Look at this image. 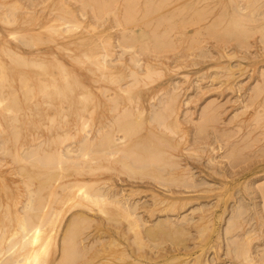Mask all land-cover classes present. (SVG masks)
Wrapping results in <instances>:
<instances>
[{"label": "bare ground", "instance_id": "bare-ground-1", "mask_svg": "<svg viewBox=\"0 0 264 264\" xmlns=\"http://www.w3.org/2000/svg\"><path fill=\"white\" fill-rule=\"evenodd\" d=\"M4 1V0H3ZM32 1V0H31ZM39 1V0H38ZM38 1H36V2H38ZM58 1V0H57ZM65 1H67V0H65ZM71 1V0H70ZM69 1V2H70ZM73 1V0H72ZM79 1V0H78ZM92 1V0H91ZM97 1V0H96ZM101 1H103V2H100V0H98L97 2L100 4V5H98V3L96 2L95 3V1L93 2L94 3V6H95V8L93 7V4H91L90 2H89V0H85V1H83L82 0V2L84 3V5L86 4V6H88V7H91V8H93L92 10L93 11H91L92 13V15L94 16H92L93 18H97V20L100 18V17H102L103 16V12L104 11H106V9H108V7H110V5H109V3H110V1L111 0H101ZM106 1V2H105ZM108 1V2H107ZM139 1H141V0H139ZM136 2V0H123V4L126 2V6L125 5H122V6H124V10H123V12H121L122 10H120V12L122 13V15H120V12L118 13V12H116V11H113V10H111V11H113V12H116V13H118L117 15H114L115 13H111L113 16H114V23L113 24H115L116 25V27H119V26H122L121 28L122 29H120V31L122 30L123 31V33L122 34H125V33H127L128 31H130V34H131V31H132V35H130V34H127V35H115V36H110V37H103V34L101 33V32H99V33H101L102 34V36L101 35H98L99 37H96L97 39V42L98 43H96L97 45H96V48H95V46L94 47H92V48H88L86 51H84V52H82L81 54H77L76 52L74 53L73 51H74V49H77L78 48V46H76V48H75V46L74 45H81V43H83L84 42V40H87V38L88 37H85V35L84 36H74V34H73V37H74V39L73 40H70V42H68L70 45H71V43H72V45L74 46V48L73 49H67L68 51H70V53L69 54H67L66 53V55H68V57L70 58V60L73 62V63H75V64H81V63H83L85 60H84V58L86 59V60H88V61H90L92 64H93V66H95V67H88L87 69H89V71H90V73H95V71L96 72H98V74H97V77L95 78V80L93 79V81L94 82H96V83H98V81L100 82V84L99 85H97V87H96V89L98 90V91H103V95H104V98L106 99V100H104L105 101V109H104V111H103V113H102V115L100 116V120H99V127L97 128V130L96 131H94V129L95 128H93V131L91 130L92 128V126H95L94 125V122H93V125L91 126V124H92V118H91V116L88 114V116H86V117H82V115H81V113H82V110L84 109L85 110V108H83V105H85V103H86V101H87V99L88 100H90V101H87V102H90V104H92L93 102V100L95 99L93 96H90V94H92V87H91V89L87 86V85H85V84H81L82 82H79V79L77 80V78H76V76L74 77V75H73V73H72V68H74V66L71 68V67H68L67 65H65V64H63L62 63V60H59V59H57L56 57H55V55H53V56H51V58H49L46 54H43V52H40V51H38V52H33V53H31L32 54V56H28L29 58H27V56H25L24 54H22L21 52H20V50H18L17 51V49L15 50V49H12L11 48V51L13 50L14 52H15V55H16V57L17 58H22L23 60H25V61H27V60H31L30 62L29 61H27L28 63H35V65H37V67H36V69L37 68H39V69H41L42 71L40 72V74L39 75H41L40 77H42V78H39V80H38V78H37V82H38V84H39V91L38 90H36V92L38 93H36V95H34V94H32V99L30 100L31 102H33V103H31V102H29V103H31L32 105H33V108L35 109L34 111H35V113L36 114H38V116H35V118H34V120L36 121V117H37V119L38 120H41V121H45V120H48V122L49 123H51V124H46V126H47V128H49L48 129V132H47V134H45L43 131L42 132H40L39 131V133H37V131H36V136H35V138L36 139H40V140H48V141H50L52 144H50V145H48V144H45L44 146H43V142H36L35 140H31V138L30 139H28V137H30L31 136V133H29L28 132V130L26 131V133H25V129H24V131L22 132V134L20 133H14V132H16L15 130L16 129H14V132H13V134H16L15 136L17 137L18 136V134H19V136L21 135L22 136V139L20 138V141H18L17 140V138H16V140L18 141L17 142V144L15 145V143H13V141L15 140L14 138H15V136L14 135H12V137H13V139H12V137H10V135L9 136H7L8 138V140L5 138H3V140H0V154H1V152H3V154H5V153H8V154H10L9 156L13 159V160H18L19 162H20V164H22V167H23V169H29V171L31 170V172L33 173V174H38V177L36 178V177H34L35 179H38V178H40V180H36L37 182H38V184L36 185V188H32V187H30L29 186V184L28 183H32L31 185H34V180L35 179H33L32 177H33V175L32 174H30V173H28V175L26 176V174L24 175V176H26V177H24V180L22 179L23 178V174H18V176L20 175V176H22V178H20V180L22 179L23 180V182H21V183H27V185L30 187V188H32V189H30V188H28V190H27V188H25V190H27V194H26V199H24L25 201H23V202H21V203H23V204H21L20 206L21 207H17V205H16V207L17 208H15L14 210H12V207H13V205L10 203V201L11 200H15L14 199V197H11V196H9V202L8 203H4V202H1L0 201V210L2 211L1 212V214H2V217L3 216H5L9 221H11L12 222V220H15V222L17 221V226H15V225H13V224H11V223H9V224H11L10 225V227H8L7 225H6V228L4 229V228H2V226L0 227V264H47L48 262L50 263V260L48 259V255L50 254V252H51V250L54 248V247H57V244L58 243H60V248H61V256H60V258H59V262H58V264H75V262H76V260H75V258H77V256L78 255H82L83 254V252H84V249L85 248H83V246H82V248L81 247H79V239L77 238L78 236H79V233L81 232V227H86L87 228V226L88 225H90V224H93V222L95 221V218L93 217V216H97V215H100V217L102 216V217H104V219H106L108 222H107V224H109L110 222H111V224H112V226L114 227V229H115V231L117 232V234L118 235H120V236H122V238L123 237H126V238H128L129 240H130V237H128L127 235L128 234H130V233H132V235H133V237L134 236H143V235H148V236H150V235H153L154 233H156L157 232V228H161V230H162V232L164 233L165 231H169V232H171V233H175V232H177V231H181V232H187V234L189 233H191V231H190V229H188V228H190V227H193V228H195V231H196V233H197V239H198V241H203V242H205V240H206V238H207V233H208V231L210 230V229H212L211 227V225H212V218H213V213L215 212L214 210H213V208H216L217 206L216 205H212V206H207V205H205V206H203L202 204H197L198 206H194V207H196V208H194V207H192L191 209H192V215L194 214V218H191V216L189 215V218H188V215H187V213L185 214L184 212L183 213H181V210L183 211L187 206H189L190 204H188V203H191V201L189 202V199H190V197H192V198H198V197H202V195L201 194H196V193H198L199 192V190L200 189H198L202 184H204L205 182H199L198 181V177L196 178V174H195V172L193 171V169L191 168V166H188V162H190L189 161V159H188V155H186V154H188L189 153V151L190 152H192L193 150H195V152L196 151H201V149H202V151L204 152V151H207L206 150V147H204L205 145H208V146H210L211 148V150H209V154H210V158H208V162L207 163H209V162H211V163H213V165L211 166L210 165V167H216L217 165H218V163H216L215 161H216V159H217V157H218V155H216V152H218L219 151V148H221L222 146H220L221 144H220V141H219V139L218 140H216V141H219V146H217V147H215L214 148V146L212 147V145H211V142H209V141H206L207 140V138H208V136H209V138L211 137V135L213 136V134H207L208 136L206 137V135L205 136H203L202 134H205V132L207 131V129H208V127L211 125V121L212 120H214L213 118H214V116L216 115V113L219 111L218 110V108L220 107L219 105H220V103H219V105L217 104V106H213V104L215 105V103L214 102H216V100H217V98L215 99V98H213V99H215V101L214 100H212L213 102H208V104L206 103V105L205 104H203V105H205V106H207L206 108H203L202 110H201V113H200V118L201 119H198V120H195L193 117V112L191 113V111H190V109H187V110H183L182 112H184L183 113V115H184V117H185V119L186 120H189V121H191V122H194L195 123V125L194 126H196V128H197V135L196 136H194L192 139H187V134H188V128H186V127H183V122H181V119H182V117L181 116H179V112H178V107H177V103H178V101L179 100H177V99H180V97L182 96L181 94L183 93L182 91L183 90H185V89H187L188 91L189 90H191L192 89V86L193 85H197L195 88H197V91H198V87L200 86V81L201 80H203V72L200 74V75H198L197 74V76L195 77V76H193V78H192V75H191V77L190 78H188L189 76L187 75V74H182L183 76H181L182 78H180L179 80L178 79H173L172 81H171V83L169 84L170 86H169V88L167 87V88H161L162 87V85H161V87L160 88H158L157 89V91L156 92H158L157 93V96L159 95H161V94H159V92H161L162 93V95L160 96L161 98H159V99H157L156 97V103H154V101L152 100H149L148 102L150 103L149 105H145V103H143V98H144V95L142 96V97H140L139 95H140V93H139V95H137V92L135 91V90H139V87L143 84V86H147V85H150L151 86V84H153L155 81H158L159 80V78L160 77H162L163 78V73L162 72H164L162 69H160V65H163V66H166V65H164V63H163V56H165V55H162V53H160L161 55H158V54H156V55H154L153 56V58H151V57H147L146 59H144V58H140V57H142V55H143V53H146V52H157L158 53V51H163V50H161V48L159 49V50H156L158 47H164L163 49H165L166 47H167V45L168 44H166V39L168 38V36H167V38H166V36H165V32H161V33H156L155 31L154 32H152V37L151 38H148V40H146V42L144 41V44H143V48H142V45L141 46H138V44H141V43H143V42H140V41H142V38L144 39L145 37H144V33L142 32V31H136L135 33H137V34H133V31H135V30H131L130 29V26H128V25H126V24H128L129 23V25L132 23H134L133 25H131L132 27L133 26H135L136 27V25H146L147 24V22L148 21H150L149 19H147V17H149V16H147L146 17V14H149L150 13V11H151V9H152V12L154 11V12H156L155 10H154V8L155 7H158L159 5H161L160 4V2L159 1H157V2H159V4L157 5V6H155L154 4V6L153 5H150V2L151 1H146V3L148 4L149 3V5H147L145 2H143L142 1V3H145L146 4V6H145V8H142L143 7V5H140L141 3L140 2ZM155 1V0H154ZM162 1H165V0H162ZM167 1V0H166ZM165 1V2H166ZM177 1V0H176ZM189 1V0H188ZM200 1L201 0H193V1H191L190 2V4L191 5H189L188 3L189 2H187L186 4H188L190 7L192 6V4H196L197 2H199V4H200ZM214 1V0H213ZM216 1V0H215ZM231 1L233 2V0H230V4H231ZM238 2L239 3V1H237V0H234V2ZM245 1V2H244ZM254 0H243V1H240V2H244V3H239V6H240V8L238 7L237 9H240V10H242V11H240V10H237L238 12H240V13H236L237 11H236V9H235V11L236 12H234V10H233V14L232 15H230V12H229V15H228V13L227 12H225L224 11V9H223V14H224V12L226 13V15H228V17H230V19L228 18V21L231 23L230 25H232V23H234V26L236 25L237 27H238V25H239V27L241 28V26H240V24L241 25H245L246 24V22L244 21V20H250V21H252V16H251V18H249V16H250V14H255V11L254 10H256V8H255V3L257 2L256 0V2L254 3L253 2ZM261 1V0H260ZM28 2H29V0H28ZM33 2V1H32ZM40 2V1H39ZM41 2H42V0H41ZM60 2H61V0H60ZM75 2V1H74ZM105 2V3H104ZM112 2V1H111ZM164 2V3H165ZM203 1H201V3H202ZM217 2V1H216ZM233 2V4H236V2L234 3ZM258 2H259V0H258ZM53 3V2H52ZM62 3H66V2H62ZM81 3V2H80ZM113 3H115L114 1H113ZM113 3H111V4H113ZM137 3H140V4H138V5H140V6H142L141 7V9L139 10V11H137V12H140V13H138L137 14V12H136V9H137V7H136V4ZM170 3V2H169ZM168 3V4H169ZM184 3V2H183ZM259 3H262V2H259ZM257 4V5H259L260 7H261V5L260 4ZM263 3H264V1H263ZM25 4V3H24ZM24 4H23V6H24ZM28 4V3H27ZM27 4H25V5H27ZM34 4H38V3H33V5ZM97 4V5H96ZM103 4H104V6H103ZM106 4H108L107 5V7H106ZM119 4V3H118ZM122 4V3H121ZM152 4V3H151ZM208 4H210V3H208ZM215 4V3H214ZM217 4H219V2L217 3ZM67 5V4H66ZM162 5H164V4H162ZM166 5V4H165ZM175 5V4H174ZM183 5V4H182ZM216 5V4H215ZM214 5V6H215ZM3 6V5H2ZM4 6H5V4H4ZM3 6V7H4ZM29 8L31 7L30 6V3L27 5ZM40 6H41V4H40ZM45 6V5H44ZM68 6V5H67ZM67 6H66V8H67ZM82 6V5H81ZM96 6L98 7V8H96ZM173 6V5H172ZM187 6V5H186ZM185 6V7H186ZM202 6V5H201ZM204 6V5H203ZM202 6V7H203ZM205 6H207V5H205ZM213 6V7H214ZM226 6H228V5H226ZM235 6V5H234ZM238 6V5H237ZM257 7V9L258 8H260V7ZM262 6H263V4H262ZM2 7V8H3ZM26 7V6H25ZM26 8V9H29V8ZM34 7V6H33ZM48 7V6H47ZM60 7H62V4H61V6ZM64 7V6H63ZM62 7V9L64 10L65 9V7L63 8ZM83 7V6H82ZM161 7V6H160ZM184 7V6H183ZM211 7V6H210ZM223 7H225V6H223ZM23 8V7H22ZM35 8H36V5H35ZM34 8V9H35ZM38 8V7H37ZM36 8V9H37ZM70 8V7H69ZM78 9H79V7H77ZM138 8H140V7H138ZM163 8V7H162ZM162 8H160V9H162ZM196 8V7H195ZM204 8V7H203ZM227 8V7H226ZM235 8V7H234ZM262 8V10H263V8L264 7H261ZM31 9V8H30ZM35 9V10H36ZM40 9V8H39ZM50 9V8H49ZM53 9V8H52ZM84 9V8H83ZM105 9V10H104ZM119 9V8H118ZM117 9V10H118ZM142 9H143V12H142ZM157 9V8H156ZM170 9H171V7H170ZM173 9V8H172ZM180 9V8H179ZM184 9V8H183ZM194 9V8H193ZM193 9H191V10H193ZM197 9V8H196ZM199 9V8H198ZM205 10H206V7L204 8ZM207 9H208V7H207ZM210 9L211 8H209V11H210ZM232 9V8H231ZM254 9V10H253ZM35 10H33L34 12H35ZM62 10V11H63ZM74 10V9H73ZM104 10V11H103ZM191 10H189V11H191ZM244 10H246V12H244ZM248 10V11H247ZM24 12H25V10H23ZM31 11V10H30ZM40 11H41V9H40ZM50 11V10H49ZM59 11V10H58ZM65 11H68V13L67 12H65V14L64 15H67V16H69V20L67 19V20H64V19H62V18H64L65 16H63L62 18H61V16L59 17V16H57L60 20L57 22V23H59V24H61L62 22V20H64V21H66L67 23H69V24H67L66 23V25H67V27L65 28V25H64V28H63V31L65 32V35L63 36L62 34H63V32H62V34H61V36H63L64 38H66V37H69V39H70V31L71 30H74V28L75 29H77L78 30V28H80V26L82 25V22L81 21H79L80 23H81V25L80 24H78L79 22L77 21V17L75 16V13L74 12H76V11H72V8L71 9H68V10H66L65 9ZM79 11V10H78ZM82 11H87V10H82ZM109 11H110V9H109ZM109 11L107 10V12L109 13ZM119 11V10H118ZM159 11V10H158ZM172 11V10H171ZM187 11V10H186ZM198 11V10H197ZM200 11H201V8H200ZM207 11V10H206ZM209 11H208V13H209ZM221 11V13L220 14H222V10H220ZM107 12H106V14H107ZM162 12V11H161ZM172 12H174V11H172ZM195 12V11H194ZM205 12V11H204ZM203 12V13H204ZM258 12V11H257ZM256 12V13H257ZM260 13H264V10L263 11H259ZM43 13V12H42ZM52 13V12H51ZM54 13H55V11H54ZM62 13V12H61ZM63 13H64V11H63ZM62 13V14H63ZM78 13V12H77ZM83 13V12H82ZM179 13V12H178ZM177 13V14H178ZM189 13V12H188ZM196 13V12H195ZM199 13H201V12H199ZM198 13V14H199ZM203 13H202V15H203ZM206 13V12H205ZM211 13H214V12H211ZM22 14V13H21ZM85 14L86 13H83V15L85 16ZM104 14H105V12H104ZM162 14H164V17L166 18V17H169L170 15H171V12H169L168 11V13L166 12V13H163L162 12ZM162 14L160 13L159 14V16L161 15V17H163L162 16ZM210 14V13H209ZM219 14V15H220ZM236 14V15H235ZM258 14V13H257ZM27 15H28V13H27ZM30 15V14H29ZM60 15V14H59ZM109 15V14H108ZM108 15H106V16H108ZM181 15V14H180ZM186 15V14H185ZM190 15V14H189ZM192 15H194V13L192 14ZM201 14L199 15V16H202ZM212 15V14H211ZM219 15H218V18L216 19V20H218V22L221 20V18L219 19ZM261 15V14H260ZM38 16V15H37ZM49 16V15H48ZM79 16H81V15H79ZM84 16H83V18H84ZM91 16L89 17V18H91ZM116 16V17H115ZM204 16V15H203ZM208 16V15H207ZM221 16V15H220ZM223 16V15H222ZM246 16V17H245ZM254 16V15H253ZM257 15L255 14V16H254V19H253V21H256V19L258 18V17H256ZM262 16V15H261ZM28 17V16H27ZM26 17V18H27ZM56 17V16H55ZM57 17L56 18H54L53 20H51V22L53 23V25L52 26H54V25H56V26H54L56 29H54L56 32H57V29H58V32H59V28L61 27H57L58 25L57 24H55L56 23V21L58 20L57 19ZM72 17V18H71ZM109 17V16H108ZM145 17H146V19H147V21H144L143 20V18L145 19ZM154 17H156L157 18V15L156 16H154ZM171 17H173L172 15H171ZM177 17V16H176ZM179 17V16H178ZM186 17V16H185ZM191 18H192V16H190ZM205 17H206V14H205ZM204 17V18H205ZM215 17H217V16H215ZM215 17H214V19H215ZM247 18V19H245V18ZM256 17V18H255ZM32 18V17H31ZM71 18V19H70ZM86 18H87V14H86ZM104 18V17H103ZM103 18H101V19H103ZM150 18V17H149ZM153 18V17H152ZM155 18V19H156ZM175 18V17H174ZM184 18V17H183ZM198 18V17H197ZM196 18V19H197ZM203 18V17H202ZM202 18H201V22H202ZM210 18V17H209ZM223 19L225 18V20L227 19L226 17H225V14H224V16L222 17ZM244 18V19H243ZM259 18H260V16H259ZM258 18V19H259ZM30 19V18H29ZM36 19V18H35ZM62 19V20H61ZM65 19H66V17H65ZM75 19V20H74ZM100 19V20H101ZM145 19V20H146ZM154 19V18H153ZM158 19V18H157ZM168 18H166V22L169 20L171 23L170 24H172V25H170L169 23V25H170V27L172 26H175V25H173V24H176L175 22L174 23H172L173 21H171L170 19H168ZM214 19H212V20H214ZM257 19V20H258ZM261 19V18H260ZM263 19H264V15H263ZM263 19H262V21H263ZM55 20V21H54ZM72 20H73V22H72ZM106 20V19H105ZM104 20V21H105ZM108 20V19H107ZM162 20H164V18H162ZM175 20V19H174ZM187 20V19H186ZM189 20V19H188ZM195 20V19H194ZM225 20H222V21H225ZM248 20V21H249ZM23 21H24V19H23ZM25 21H26V19H25ZM34 21V20H33ZM36 21V20H35ZM34 21V22H35ZM38 21V20H37ZM74 21H75V23H74ZM84 21V20H83ZM91 21V20H90ZM141 21V22H140ZM156 21V23H153V27H154V24L156 25L157 24V22L159 21V23L158 24H160V17H159V20H155ZM155 21H153L152 20V22H155ZM165 21V20H164ZM196 21V20H195ZM258 21H261V20H258ZM28 22V21H27ZM55 22V23H54ZM61 22V23H60ZM78 22V23H77ZM103 22V21H102ZM145 22V23H144ZM192 22H193V19H192ZM26 23V22H25ZM29 23V22H28ZM28 23H26L27 25H28ZM52 23H50V25L52 24ZM64 24H65V22H63ZM62 23V24H63ZM76 23H77V25L79 26H77L76 25ZM84 23V22H83ZM95 23V22H94ZM105 23H107V21H105ZM139 23H144V24H139ZM162 23H164V22H162ZM198 23H200L199 21H198ZM197 23V24H198ZM212 23V22H211ZM213 23H215V24H213ZM212 23V25H215V27L217 28V26H216V24H221V23H217V21L215 22H213ZM225 23V22H224ZM250 23V22H249ZM260 23H262V22H260ZM8 24V23H7ZM49 24V23H48ZM90 24V23H89ZM97 24H99V23H97ZM112 24V25H113ZM152 24V23H151ZM192 24V23H191ZM194 24H196V23H194ZM209 24H210V22H209ZM222 24H223V22H222ZM221 24V28L223 27V25ZM228 24V23H227ZM263 24V23H262ZM21 25V24H20ZM23 25H24V23H23ZM75 25V26H74ZM92 25H93V23H92ZM101 25H103V24H101L100 23V27H102ZM111 25V26H112ZM115 25H114V27H115ZM161 25V24H160ZM164 25V24H163ZM162 25V26H163ZM32 26V25H31ZM37 26V25H36ZM45 26V25H44ZM44 26H42V29H43V27ZM51 26V27H52ZM73 26H74V28H73ZM95 26V25H94ZM110 26V27H111ZM148 26H149V24H148ZM161 26V27H162ZM206 26V25H205ZM234 26H233V29H234ZM250 26H251V24H250ZM249 26V27H250ZM263 26V25H262ZM33 27V26H32ZM46 27H48V26H46ZM50 27V28H51ZM76 27H78V28H76ZM86 27V26H85ZM93 26H91V28H92ZM114 27H111L112 29L114 28ZM165 27V26H164ZM169 27V28H170ZM171 27V28H172ZM177 27V26H176ZM202 27H204V26H202ZM209 27H210V25H208V29H209ZM212 27V26H211ZM252 27V26H251ZM254 27H255V25H254ZM253 27V28H254ZM45 28V27H44ZM53 28V27H52ZM110 28V29H111ZM120 28V27H119ZM118 28V29H119ZM127 28H129V30L127 29ZM144 28H146V27H144ZM147 28H149V27H147ZM166 28V27H165ZM175 28V27H174ZM178 28V27H177ZM201 28V27H200ZM213 28V27H212ZM231 28H232V26H231ZM239 28V29H240ZM244 28V27H243ZM246 28V27H245ZM263 28V27H262ZM40 30H42L41 29V27L39 28ZM48 29H49V27H48ZM84 29V28H83ZM82 29V30H83ZM93 29V28H92ZM95 29L97 30V28L95 27ZM95 29H94V31H95ZM157 29H158V27H157ZM163 29V28H162ZM184 29V28H183ZM202 29V28H201ZM224 29V28H223ZM242 29V28H241ZM251 29V28H250ZM256 29H258V28H256ZM29 30V29H28ZM45 30V29H44ZM47 30V29H46ZM45 30V31H46ZM62 30V29H61ZM124 30H127L125 33H124ZM170 30V29H169ZM206 30V29H205ZM210 30V29H209ZM209 30H207V31H209ZM212 30V29H211ZM217 30V29H216ZM222 30V29H221ZM225 30V29H224ZM224 30H222V32H224ZM238 29H236V31H237ZM243 30V29H242ZM241 30V31H242ZM246 30V29H245ZM264 30V29H263ZM262 30V31H263ZM54 31V32H55ZM76 31V30H75ZM87 31V30H86ZM92 31V30H91ZM116 31H119V30H117L116 29ZM151 31V30H150ZM153 31V30H152ZM167 31V30H166ZM171 31V30H170ZM170 31H168V32H170ZM173 31V30H172ZM180 31V30H179ZM230 31H231V29H230ZM235 31V32H236ZM251 31H252V29H251ZM251 31H248V33L249 32H251ZM51 31H49V33H50ZM54 32H53V34H54ZM55 32V33H56ZM72 32V31H71ZM89 32H90V30H89ZM160 32V31H159ZM178 32V31H177ZM184 32V31H183ZM183 32H182V34H183ZM186 32V31H185ZM197 32V31H196ZM195 32V33H196ZM213 32V31H212ZM211 32V34H213ZM214 32H215V30H214ZM240 32V31H239ZM238 32V33H239ZM243 32V31H242ZM260 32V31H259ZM264 32V31H263ZM35 33H37V32H35ZM34 33V34H35ZM59 33H61V32H59ZM59 33H57V34H55V35H58ZM87 33V32H86ZM104 33V32H103ZM106 33V32H105ZM118 33V32H117ZM154 33V34H153ZM217 33H219V32H217ZM229 33V32H228ZM237 33V34H238ZM244 34H245V32H243ZM29 34V33H28ZM27 34V35H28ZM53 34H51L52 36H53ZM66 34H67V36H66ZM98 34V33H97ZM97 34H94L95 36H97ZM168 34V33H167ZM181 34V35H182ZM200 34V33H199ZM210 34V33H209ZM216 34V33H215ZM222 34V33H221ZM224 34V33H223ZM264 34V33H263ZM43 36H44V34H42ZM50 35V34H49ZM48 35V36H49ZM178 35V34H177ZM184 35V34H183ZM182 35V36H183ZM185 35H187V34H185ZM195 35V34H194ZM205 35V34H204ZM214 35V34H213ZM220 35V34H219ZM230 35V34H229ZM232 35V34H231ZM234 35V34H233ZM260 35H261V33H260ZM32 36V35H31ZM37 36V35H36ZM46 36V35H45ZM47 36V37H48ZM60 36V37H61ZM72 36V35H71ZM89 36V35H88ZM95 36H94V38H95ZM124 36V37H123ZM176 36V35H175ZM188 36V35H187ZM189 36H190V34H189ZM192 36H193V34H192ZM212 36V35H211ZM215 36V35H214ZM217 36V35H216ZM225 36V35H224ZM263 36V35H262ZM49 37H51V36H49ZM59 37V38H60ZM101 37H103V38H101ZM174 37V36H173ZM197 37V36H196ZM221 37V36H220ZM234 37V36H233ZM250 37V36H249ZM23 38V37H22ZM25 38H26V35H25ZM24 38V39H25ZM30 38V37H29ZM29 38H28V40H29ZM39 38H41V37H39ZM57 38V37H56ZM72 38V37H71ZM112 38H113V40L114 41H112V43H111V40H112ZM124 38H125V41H124ZM166 38V39H165ZM182 39H183V37H181ZM188 38V37H187ZM187 38H186V41H187ZM190 38V37H189ZM189 38H188V40H189ZM219 38V37H218ZM21 39V38H20ZM35 39V38H34ZM51 39V38H50ZM67 39V38H66ZM69 39H67V40H69ZM89 39V38H88ZM169 39V38H168ZM170 39H172V38H170ZM180 39V38H179ZM197 39V38H196ZM225 39V38H224ZM31 40H32V37H31ZM48 40V39H47ZM52 40V39H51ZM64 40V39H63ZM62 40V41H63ZM94 39L92 38V41H93ZM100 40V41H99ZM131 40V43H128V41H130ZM173 40V39H172ZM172 40H170L171 41V43H172V45H175V42H176V40H177V38H176V40H175V42L173 43L172 42ZM216 40V39H215ZM262 39H260V41H261ZM26 41V40H25ZM39 41V39L37 40V42ZM43 41V40H42ZM42 41H40V42H42ZM49 41V40H48ZM48 41H46V42H48ZM54 41V40H53ZM61 41V40H60ZM91 41V42H92ZM95 41V40H94ZM134 41V42H133ZM170 41H168L167 40V43H169ZM183 40H180V42H182ZM184 41H185V39H184ZM191 41H193V40H191ZM223 41V40H222ZM20 42H22V43H24L22 40L20 41ZM32 42V41H31ZM30 42V43H31ZM44 42V41H43ZM66 42V41H65ZM127 42V43H126ZM225 42V41H224ZM262 43H264L263 41H261ZM260 42V43H261ZM26 43V42H25ZM51 43V42H50ZM55 43V42H54ZM57 43V42H56ZM60 43V42H59ZM85 43H87V41H85ZM95 43V42H94ZM93 43V44H94ZM135 43H137V45H135ZM145 43H147V44H145ZM182 43H184V42H182ZM181 43V44H182ZM188 43H190L189 41H188ZM194 42H192V44H193ZM259 43V44H260ZM29 44V43H28ZM27 44V45H28ZM33 44H34V42H33ZM52 44V43H51ZM91 44V43H90ZM92 44V45H93ZM170 44V43H169ZM176 44H179V43H177L176 42ZM181 44H179V45H181ZM185 44H186V42H185ZM184 44V45H185ZM195 44V43H194ZM193 44V45H194ZM87 45H89V44H87ZM145 45V46H144ZM200 45V44H199ZM243 46H244V44H242ZM246 45V44H245ZM248 45V44H247ZM251 45V44H250ZM261 45V44H260ZM29 46H31V45H28V47ZM65 45H63V44H57V46H56V48H58V49H62L63 47H64ZM66 46H68V45H66ZM91 46V45H90ZM89 46V47H90ZM166 46V47H165ZM170 46H171V44H170ZM190 46V45H189ZM237 46H239V45H237ZM252 46V45H251ZM32 47V46H31ZM80 47V46H79ZM88 47V46H87ZM168 47H169V45H168ZM175 47H176V45H175ZM174 47V48H175ZM182 47V46H181ZM194 47V46H193ZM205 48L207 47V46H204ZM219 47V46H218ZM250 47V46H249ZM264 47V46H263ZM2 48H4L3 46H2ZM82 48V47H81ZM133 48H135V49H133ZM139 48H141V49H144V50H142V51H145V49L147 50V51H145V52H142L141 51V49H140V51H139ZM170 48V47H169ZM173 48V47H172ZM241 48V47H240ZM245 48H246V46H245ZM244 48V49H245ZM166 49H168V48H166ZM178 49V48H177ZM176 49V50H177ZM181 49V48H180ZM179 49V50H180ZM184 49V48H183ZM189 49V48H188ZM197 49V48H196ZM199 49H200V47L198 48V52H199ZM201 49H203V46H202V48ZM209 49V48H208ZM219 49V48H218ZM262 49H264V48H262ZM6 51H8V50H10V49H5ZM48 50V49H47ZM63 50H64V48H63ZM135 50V51H134ZM154 50H156V51H154ZM170 50V49H169ZM193 50V49H192ZM211 50V49H210ZM209 50V51H210ZM220 50V49H219ZM223 50H224V48H223ZM246 50V49H245ZM28 51H30V50H28ZM167 51V50H166ZM175 51V50H174ZM183 51V50H182ZM190 51V50H189ZM204 51V50H203ZM208 50H206V54H210L211 52H207ZM221 51V50H220ZM263 51V50H262ZM9 52V51H8ZM49 52H50V50H49ZM126 52H129L131 55L128 57V54H127V57L129 58H127L128 59V61L126 60V57L124 56V54L126 53ZM148 52V53H149ZM193 52V51H192ZM201 52H202V50H201ZM222 52V51H221ZM225 52V51H224ZM264 52V51H263ZM141 54V55H139V54ZM173 53V52H172ZM187 53H188V51H187ZM196 53V51L194 52V55H196L195 54ZM226 53V52H225ZM229 52H227L226 53V55L228 54ZM247 53V52H246ZM246 53H244V51H243V54H246ZM56 54V53H55ZM147 54V53H146ZM146 54H144V55H146ZM151 54H154V53H151ZM179 54H181V53H179ZM183 54V53H182ZM184 54H186V53H184ZM183 54V55H184ZM193 53H190V55L191 56H194V55H192ZM199 54L200 53H198L197 55H198V57H199ZM202 54H204V52L203 53H201V56H202ZM205 54V55H206ZM212 54V53H211ZM210 54V55H211ZM221 54V53H220ZM235 54V53H234ZM234 54H232V58H234V57H236ZM238 54H241V53H238ZM242 54V55H243ZM29 55V54H28ZM47 57H46V56ZM143 55V56H144ZM148 55V54H147ZM146 55V56H147ZM150 55V54H149ZM187 55V54H186ZM205 55L204 56H202V57H205ZM212 55H214V54H212ZM212 55L211 56H208V55H206V57L207 58H209V57H211V59H212ZM223 54H221V56H222ZM249 55H250V53H249ZM258 55V54H257ZM83 56H84V58H83ZM123 56H124V58H123ZM150 56H152V55H150ZM172 56V55H171ZM171 56L169 55V57L168 58H170L171 59ZM174 56V55H173ZM178 56V55H177ZM180 56H182V55H180ZM185 56V55H184ZM215 56V55H214ZM221 56H219V57H221ZM224 56V55H223ZM229 58H231L229 55H227ZM245 56V55H244ZM251 56V55H250ZM260 56V55H259ZM167 57V56H166ZM176 57V55L174 56V59H177L178 60V58H180V57H177V58H175ZM190 57V56H189ZM195 57V56H194ZM197 57V56H196ZM246 57V56H245ZM245 57H244V59H245ZM248 57V56H247ZM253 57V56H252ZM256 57H258V56H256ZM186 58H188V57H186ZM193 58V57H192ZM201 58V57H200ZM215 58H217L218 59V57H215ZM221 58H226V56H224V57H221ZM228 58V59H229ZM34 59V60H33ZM181 60L179 61L178 60V62H181V63H183L184 64V61H187V59L186 60H184L183 62H182V60L183 59H185V57H181L180 58ZM189 60L191 59V58H188ZM216 59V60H217ZM236 59V58H235ZM239 59H241V58H239ZM243 59V58H242ZM253 59V58H252ZM81 60H84V61H81ZM166 60V59H165ZM169 60V59H168ZM172 60H173V58H172ZM188 60V61H189ZM192 60V59H191ZM193 60H195L194 58H193ZM192 60V61H193ZM198 59H196V61H197ZM202 59H200V61H201ZM203 60H205V59H203ZM208 60V59H207ZM210 60V59H209ZM208 60V61H209ZM215 60V59H214ZM42 61H51V67H52V69L54 68V72H52L51 70L50 71H48V69H49V66L46 64V65H43L44 64V62H42ZM88 61H86V62H88ZM199 61V60H198ZM207 61V62H208ZM213 61V60H212ZM53 62V63H52ZM89 62V63H90ZM165 62V61H164ZM177 62V63H178ZM201 62H203V61H201ZM229 62V61H228ZM50 63V62H49ZM88 63V64H89ZM169 63H171V62H169ZM173 63H175V65H176V60H175V62L173 61ZM173 63H171L170 65L172 66L173 65ZM180 63V64H181ZM189 63H190V61H189ZM204 63H205V61H204ZM227 63V62H226ZM234 63H236V62H234ZM238 61H237V65H238ZM166 64V63H165ZM193 64V62L191 63V65ZM195 64V63H194ZM198 64V63H197ZM26 65H28V64H26ZM33 65V64H32ZM82 65V64H81ZM86 65V64H85ZM179 65V64H178ZM177 65V66H178ZM189 65V64H188ZM191 65H190V67H191ZM217 65V64H216ZM225 65V64H224ZM228 65V64H227ZM226 65V66H227ZM233 65V64H232ZM235 65V64H234ZM233 65V66H234ZM241 65V64H240ZM264 65V64H263ZM29 66V65H28ZM27 66V67H28ZM31 66V65H30ZM83 66V65H82ZM92 66V65H91ZM162 66V67H163ZM196 66V65H195ZM210 66V65H209ZM230 66V65H229ZM236 66V65H235ZM239 66V65H238ZM257 66V65H256ZM32 67V66H31ZM126 69V73L124 72V68ZM161 67V68H162ZM169 67V66H168ZM167 66H166V68H168ZM179 67H182V65L180 66H178V67H176L175 66V68H178L179 69ZM183 67L184 68H186L185 67V65H183ZM182 67V68H183ZM192 67H193V65H192ZM222 67V66H221ZM241 67H243V65L241 66ZM245 67V66H244ZM243 67V68H244ZM34 68V67H33ZM85 68V67H84ZM172 68V67H171ZM171 68H169V70L168 71H170V69ZM213 69H215V70H213V71H216L217 69H216V67H212ZM211 68V69H212ZM237 68V67H236ZM239 68H240V66H239ZM247 68V67H246ZM181 69V68H180ZM208 69V68H207ZM218 69H219V71L221 70V69H224V67H222V68H220V67H218ZM233 69H235V68H232L231 66L230 67H228V72L229 71H231V74H232V72H235L236 70H233ZM240 69H242V68H240ZM239 69V70H240ZM256 69V68H255ZM86 70V69H85ZM128 70V71H127ZM175 71V69H173L172 68V70L171 71ZM200 69H198V71H199ZM209 70H210V68H209ZM233 70V71H232ZM246 70V69H245ZM247 70H248V68H247ZM74 71V70H73ZM170 71V72H171ZM207 71V70H206ZM205 71V73H207ZM218 71V70H217ZM217 71H216V74L215 75H217ZM222 71V70H221ZM224 71H226V70H224ZM244 73H245V71L244 70H242ZM258 71V73H257V75H259V77L256 79V83H254L253 85H254V87L256 86L257 87V85H258V83H260L259 85L261 86V82H264V66H262V67H259V69L257 70ZM197 72V71H196ZM200 72V71H199ZM209 72H211L212 73V71H209ZM223 72V71H222ZM222 72H220L221 73V75H222ZM237 72V71H236ZM240 72V71H239ZM251 72V71H250ZM256 72V71H255ZM75 73V72H74ZM80 73V72H79ZM195 73V72H194ZM204 73V74H205ZM210 73V74H211ZM215 73V72H214ZM227 73V72H226ZM230 73V72H229ZM166 74V73H165ZM179 74V73H178ZM208 74V73H207ZM207 74H206V76H204V77H208L207 76ZM213 74V73H212ZM236 74V73H235ZM243 74V73H242ZM39 75H37V77H39ZM48 75V76H47ZM79 75V74H78ZM93 75V74H92ZM159 75H160V77H159ZM214 74H213V76H215ZM218 75H220V74H218ZM217 75V76H218ZM238 75V74H237ZM239 75H241V72H240V74ZM238 75V76H239ZM251 75V74H250ZM95 76H96V73H95ZM213 76H212V78H213ZM225 76H228V75H224L223 77L225 78ZM232 76V75H231ZM236 76V75H235ZM234 76V77H235ZM254 76V75H253ZM4 77H6L5 75H4ZM94 77V76H93ZM158 77V78H157ZM221 78V80L222 79H224V78ZM230 77V76H229ZM228 77V78H229ZM244 77V76H243ZM242 77V78H243ZM250 77V76H249ZM23 78V77H22ZM76 78V79H75ZM172 78V77H171ZM171 78H170V80H171ZM209 78H211V77H209ZM208 78V79H209ZM218 78V77H217ZM232 78V77H231ZM236 78V77H235ZM234 78V79H235ZM25 79H28V78H25ZM34 79V78H33ZM157 79V80H156ZM164 79V78H163ZM205 79V78H204ZM207 79V78H206ZM214 79H215V77H214ZM219 79V78H218ZM226 79V78H225ZM1 80V79H0ZM2 80H3V78H2ZM161 80V79H160ZM159 80V81H160ZM211 80V79H210ZM213 80V79H212ZM221 80L219 81V82H221ZM239 80V79H238ZM247 80V79H246ZM4 81V80H3ZM204 81V80H203ZM202 81V82H203ZM228 81V80H227ZM234 81V80H233ZM4 82H6V78H5V81ZM8 82V81H7ZM28 82V81H27ZM32 82V81H31ZM80 83V86L82 87V89H81V91H85V92H87L88 94H89V96L87 95V93H83V92H81L82 94H79L80 95V99H83L84 98V100H86L85 102H84V100L82 101V102H84V104L82 103H80V105H82V110H80L81 109V107H80V109L78 108V106L77 107H70V105L71 104H73V102H71L70 103V101H71V98L74 96V93L73 92H75V90L76 89H78L77 87L79 86V83ZM201 82V83H202ZM208 82H209V80H208ZM219 82H217V83H219ZM239 82V81H238ZM258 82V83H257ZM1 83H3V82H1ZM1 83H0V85H1ZM9 83V82H8ZM25 83V82H24ZM86 83V82H85ZM184 83H186V85H187V83H188V85H187V87L185 88V86H184ZM243 85H244V83L243 82H241ZM247 83V82H246ZM209 84V83H208ZM219 84H221V83H219ZM240 84V83H239ZM238 84V85H239ZM257 84V85H256ZM5 85V84H4ZM23 85V84H22ZM90 85V84H89ZM154 85V84H153ZM207 85V84H206ZM213 85V84H212ZM222 85V84H221ZM232 85V84H231ZM263 85H264V83H262V86L260 87V86H258V89H259V87L260 88H262L263 87ZM3 86V85H2ZM7 86V85H6ZM6 86H4L5 88H6ZM79 86V87H80ZM83 86L84 87H86L87 88V90L88 91H86L85 89L86 88H84L83 89ZM165 86V85H164ZM167 86V85H166ZM201 86H202V84H201ZM208 86V85H207ZM215 85H213V87H214ZM218 86V85H217ZM236 86V85H235ZM241 86V85H240ZM11 87V86H10ZM24 87H26V86H24ZM80 87V88H81ZM191 87V88H190ZM194 87V86H193ZM203 87H204V85H203ZM211 87V86H210ZM216 87V86H215ZM219 87V86H218ZM222 87V86H221ZM234 87V83H233V86H232V88ZM254 87H253V89H254ZM255 87V88H256ZM4 88V89H5ZM9 88V87H8ZM21 88V87H20ZM22 88H23V86H22ZM141 88V87H140ZM195 88H193V90H195ZM200 88H202V87H200ZM237 88H238V86H237ZM237 88H236V90H237ZM240 88H242V87H240ZM240 88H238V91L239 90H241ZM251 88H252V86H251ZM26 89H29V87L27 86V88ZM26 89H25V91H26ZM32 89V88H31ZM235 89V88H234ZM257 89V94H254V92L256 91L255 89V91L253 92V96H252V98L254 97V95H255V99L253 100V101H257V99H256V95H257V98L258 97H260V95H262V93H259V90ZM1 90V89H0ZM80 90V89H79ZM91 90V91H90ZM202 91L204 90V89H201ZM207 90V89H206ZM205 90V91H206ZM209 90L210 91H212L210 88H209ZM214 90V89H213ZM252 90V89H251ZM262 89H260V91H261ZM3 90H1V92H2ZM143 91V90H142ZM195 92L194 93V91L192 92V93H194L195 95H196V93H198V94H200L201 93V91H199V92ZM215 91V90H214ZM213 91V92H214ZM216 91H218V90H216ZM221 91V90H220ZM224 91V90H223ZM10 92L11 91H9V94H10ZM15 92V91H14ZM30 92V91H29ZM32 92V91H31ZM67 92L70 94V95H72V97L69 95H67ZM79 92V93H80ZM155 92V93H156ZM182 92V93H181ZM191 92V91H190ZM189 92V93H190ZM204 92V91H203ZM209 92V91H208ZM208 92H204V93H208ZM5 93V91H3V93L2 94H4ZM13 93V92H12ZM11 93V95L14 97L15 95L17 96L18 94L16 93L15 95L14 94H12ZM26 93V92H25ZM28 93V92H27ZM27 93H26V95H27ZM72 93V94H71ZM154 93V94H155ZM188 93V92H187ZM186 93V91H185V94H187ZM214 93H217V92H214ZM224 93H225V91H224ZM233 93V92H232ZM78 94V93H77ZM101 94V93H100ZM153 94V95H154ZM197 94V96H200L201 97V94L200 95H198ZM208 94H211V93H208ZM213 94V93H212ZM239 94V93H238ZM249 94H251L250 93V90H249ZM258 94H259V96H258ZM0 95H1V93H0ZM84 95L86 96H88L87 98H85L84 97ZM94 95V94H93ZM214 95V94H213ZM217 95V94H216ZM219 95V94H218ZM226 95V94H225ZM24 96V95H23ZM39 96V97H38ZM66 96H68L67 98H70V101L68 102L66 99ZM102 96V95H101ZM186 97H187V95H185ZM190 96V95H189ZM208 96H210V95H208ZM248 96V95H247ZM263 96H264V93H263ZM1 97V96H0ZM8 97H10V96H8ZM11 97V99H16V101L19 99L18 98V96L17 97ZM25 97V96H24ZM65 97V100H66V102H68V104H69V106H68V104H67V107H65L64 105H63V101L61 100H59L60 98H64ZM78 97V96H77ZM76 97V99H79V98H77ZM93 97V99H92V101H91V99L90 98H92ZM135 99H134V98ZM153 98H154V96H152ZM183 97V96H182ZM186 97H184V98H186ZM191 97V96H190ZM190 97H187L186 99H185V101H183L182 99V101H183V103H185V105L187 106V104L190 102ZM206 97V96H205ZM219 97V96H218ZM230 97V96H229ZM235 97V96H234ZM237 97V96H236ZM244 97H246V96H244ZM244 97H243V99H244ZM249 97V96H248ZM27 98V97H26ZM30 98V97H29ZM99 98V97H98ZM97 98V99H98ZM139 99V101L140 102H138L137 100ZM150 98V97H149ZM153 98H151V99H153ZM191 98H193V97H191ZM195 98H196V96H195ZM195 98H193L192 100H194ZM203 98V97H202ZM239 98V97H238ZM251 98V97H250ZM249 98V99H250ZM6 99H7V97L6 98H0V108H2V109H4L5 111H7L8 112V114H9V111L12 113V108L10 107V103H7L6 102ZM8 99H10V98H8ZM11 99H10V101L9 102H11V104H12V101H11ZM80 99L77 101V105L79 104V101H80ZM132 99H134L135 101H137V103H139L140 105H136V102H135V104L133 103H131L132 102ZM137 99V100H136ZM259 99V98H258ZM191 100V101H192ZM196 100V99H195ZM195 100H194V102H195ZM206 100V99H205ZM210 100V99H209ZM247 101H249L250 102V100H248V99H246ZM264 100V99H263ZM8 101V100H7ZM15 101V100H14ZM14 101H13V103H14ZM19 102H20V100H18ZM72 101H73V99H72ZM176 101H177V103H176ZM181 101V102H182ZM196 101H198V100H196ZM201 101V100H200ZM199 101V102H200ZM219 101V100H218ZM217 101V102H218ZM221 101V100H220ZM229 100H226V102H228ZM252 100H251V102H253ZM19 102H17L18 104H19ZM23 102V101H22ZM99 102V101H98ZM98 102H97V104H98ZM108 102H110L111 104L110 105H108L107 103ZM193 102V101H192ZM202 102V101H201ZM225 102V103H226ZM230 102V101H229ZM228 102V103H229ZM238 102V101H237ZM259 102H261V101H259ZM264 102V101H263ZM8 104V106H9V108H8V106H7V104ZM16 103V102H15ZM21 103V102H20ZM104 102H102V104H103ZM196 103V102H195ZM6 104V105H5ZM88 104V103H87ZM96 104V105H97ZM181 104V103H180ZM179 104V105H180ZM196 104H198V103H196ZM222 105L221 106H224L225 104H224V102H222L221 103ZM224 104V105H223ZM227 104V103H226ZM245 104H247V103H245ZM17 105V104H16ZM20 105V104H19ZM194 104H192V106H193ZM209 105H211V107L209 106ZM241 105H244V103H242ZM240 105V106H241ZM250 106H251V103L249 104ZM249 105H247V106H249ZM27 106V105H26ZM35 106V107H34ZM71 106H73V105H71ZM99 106V105H98ZM184 106V105H183ZM186 106H185V108H186ZM201 106V105H200ZM209 106V107H208ZM253 106H255V104L253 105V103H252V107ZM256 106H258V105H256ZM263 106V107H262ZM261 106V108L259 109H255L254 107H253V109H255V111L251 114V117H250V119L247 121L246 119H245V122L247 121L249 124H250V122H251V118L252 117H257V118H264V105H262ZM17 107V106H16ZM46 107H49V109L51 108V109H53L54 111H56V113H57V116H56V113H55V115H49V118L47 117V111L49 110L48 108H46ZM70 107V108H69ZM94 108H95V106H93ZM188 107H189V104H188ZM194 107V106H193ZM198 106H196V108H197ZM238 107V106H237ZM245 107V108H244ZM243 108L244 109H246V105L244 106ZM11 108V109H10ZM18 108V107H17ZM28 108H30L31 109V107L29 106ZM243 108H241V109H243ZM251 108V107H250ZM13 109H14V106H13ZM20 109H21V107H20ZM45 109H47V110H45ZM88 109V108H87ZM93 109V108H92ZM194 109V108H193ZM220 109H222L223 110V108L222 107H220ZM240 109V110H241ZM249 109V108H248ZM1 110V109H0ZM17 110V109H16ZM15 110V111H16ZM94 110V109H93ZM192 110V109H191ZM228 110V109H227ZM226 110V111H227ZM240 110L238 111V112H240ZM86 111V110H85ZM84 111V112H85ZM90 111V110H89ZM196 111H198V109L196 110ZM1 112V111H0ZM6 112V113H7ZM14 112V111H13ZM18 112H24V111H18ZM30 112V111H29ZM75 112V114L76 115H73V113ZM224 112H225V110H224ZM15 113H17V112H15ZM91 113V112H90ZM93 113V112H92ZM226 113V112H225ZM235 113V112H234ZM2 115H5V114H3V113H1ZM30 114V113H29ZM43 114H46V116H44ZM52 114H54V113H52ZM66 114H68V115H66ZM194 114H195V112H194ZM198 114H199V111H198ZM250 114V113H249ZM18 115V114H17ZM20 115V114H19ZM23 115V114H22ZM27 114H25V116H26ZM70 115H73L74 117L72 118V120H74L73 121V124H72V121H70L69 119H70ZM221 115H223V114H221ZM225 115V114H224ZM233 115V114H232ZM236 115H240V113L238 114H234L233 116H235V117H238V116H236ZM14 116H15V114H14ZM13 116V117H14ZM51 116V117H50ZM54 116V117H53ZM56 116V117H55ZM218 116H220L219 115V113H218V115L217 116H215V119H216V117H218ZM233 116H231V117H233ZM262 116V117H261ZM2 117V116H1ZM8 117H10L9 115H8ZM28 117V116H27ZM234 117V118H235ZM11 118V117H10ZM9 118V119H10ZM18 118V117H17ZM30 119H31V116L29 117ZM55 118V119H54ZM181 118V119H180ZM199 118V117H198ZM8 119V118H7ZM8 119V120H9ZM15 120H17L16 118H14ZM27 119V118H26ZM95 119H96V117H95ZM184 119V118H183ZM183 120V121H186V120ZM219 119V118H218ZM217 119V120H218ZM254 119V118H253ZM252 119V120H253ZM256 119V118H255ZM261 119H256V120H261ZM12 120V119H11ZM19 120V119H18ZM81 120H84V122L82 123L81 122ZM201 120V121H200ZM217 120H215V122L217 123L218 121ZM221 120H223V119H221ZM220 120V121H221ZM232 120V119H231ZM29 122H30V120H28ZM55 121L57 122V124H55ZM189 121H187L188 123H189ZM197 121H198V124H196L197 123ZM200 121V122H199ZM234 121V120H233ZM233 121H232V123H233ZM264 121V119L261 121V122H263ZM1 122V121H0ZM16 121H14L13 122V124L15 123ZM19 122V121H18ZM17 122V123H18ZM31 122H32V120H31ZM79 122H81L80 124L81 125H79ZM186 122V123H187ZM214 122V121H213ZM212 122V123H213ZM221 122H223V121H221ZM228 122H231V121H228ZM241 123H243L244 122V120H241L240 121ZM244 122V123H245ZM253 122V121H252ZM254 122H256L257 124H259V123H261L260 121L258 122V121H254ZM8 123H10V122H8ZM24 123V122H23ZM32 123H34V122H32ZM39 123H40V121H39ZM37 123V124H31V125H33V128L34 129H36V128H38V130H40L39 128H40V124L42 123ZM89 123H91V124H89ZM185 123V122H184ZM210 123V124H209ZM19 124V123H18ZM39 124V125H38ZM191 124H193V123H191ZM209 124V125H208ZM253 124V123H252ZM9 125V124H8ZM12 125V124H11ZM15 125H16V123H15ZM26 125H28V124H26ZM222 125H224L223 123H222ZM227 125V124H226ZM225 125V126H226ZM255 125V124H254ZM253 125V126H254ZM20 126V125H19ZM251 126V125H250ZM252 126V127H253ZM10 127V126H9ZM17 127H18V125H17ZM29 127H30V125H29ZM43 127H45V125L43 126ZM190 127V126H189ZM192 127V126H191ZM212 127V126H211ZM230 127V126H229ZM249 127V126H248ZM261 127V126H260ZM12 128H14V127H11L10 129H12ZM31 128H32V126H31ZM46 128V127H45ZM46 128V129H47ZM225 128V127H224ZM228 128V127H227ZM235 128V127H234ZM245 128V127H244ZM251 128V127H250ZM9 129V128H8ZM19 129H20V127H19ZM190 129V128H189ZM194 128H191V131L193 130ZM264 129V128H263ZM262 129V130H263ZM37 130V129H36ZM215 130V129H214ZM214 130H212V131H214ZM217 130V129H216ZM246 131H247V129H245ZM11 131V130H10ZM9 131V132H10ZM12 131H13V129H12ZM21 131H22V129H21ZM194 131V130H193ZM256 131H258V129L256 130ZM260 131V130H259ZM0 132H2V131H0ZM216 132V131H215ZM215 132H213L214 133V135L216 134ZM222 132V131H221ZM224 132V131H223ZM251 132V131H250ZM5 134H7L6 132H4ZM12 133V132H11ZM194 133V132H193ZM220 133V132H219ZM232 133V132H231ZM230 133V134H231ZM234 133V132H233ZM245 133V132H244ZM249 133V132H248ZM263 133V132H262ZM3 134V133H2ZM224 133H222V135H223ZM226 134V133H225ZM229 134V135H230ZM252 134V133H251ZM250 134V137H249V135H248V137L249 138H247V140L249 139H251V135ZM254 134V133H253ZM258 134V133H257ZM8 135V134H7ZM56 137H55V136ZM220 135V134H219ZM218 135V136H219ZM221 135V136H222ZM200 136V137H199ZM202 136V137H201ZM221 136H219L220 137V139H221ZM226 136H228L227 134H226ZM225 135H223L222 137L223 138H225L226 137ZM232 136V135H231ZM236 136V135H235ZM246 136V135H245ZM45 137V138H44ZM206 137V138H205ZM244 137V136H243ZM255 137V136H254ZM261 137V136H260ZM257 138V140L259 139H261V138ZM0 138H2V137H0ZM56 138L57 139H60V140H56ZM61 138H62V140H61ZM208 138V139H209ZM240 138V137H239ZM18 139H19V137H18ZM214 139H216V138H214ZM244 139V138H243ZM69 140H71V141H69ZM210 140H213L212 138H210ZM231 140H232V138H231ZM247 140L246 141H244V140H242V143H243V141L244 142H247ZM255 140V139H254ZM258 140V141H259ZM262 141H264L263 139H261V142ZM15 142V141H14ZM214 142V141H213ZM212 142V143H213ZM225 145H230L229 143H226V142H224V141H222ZM229 142V141H228ZM250 142H255V141H249V144H250ZM231 143V142H230ZM238 143V142H237ZM242 143H240L239 142V145L240 144H242ZM258 143V142H257ZM195 144H196V146H198L197 148H194L193 150H189L190 149V147L191 146H195ZM214 145L215 144H217V143H213ZM223 144V145H224ZM242 145H244V144H242ZM246 145H248V142H247V144ZM264 145V144H263ZM61 146H65L64 147V149L62 150L61 149ZM195 146V147H196ZM233 146H234V143H233ZM232 146V147H233ZM236 146V145H235ZM234 146V147H235ZM227 147V146H226ZM233 147V148H234ZM237 147V146H236ZM238 147H240V146H238ZM247 147V146H246ZM251 147V146H250ZM223 148H225V147H223ZM222 148V149H223ZM228 148V147H227ZM226 148V149H227ZM244 148H245V146H244ZM243 148V150H246V149H244ZM263 147H261V149H262ZM240 149H241V147H240ZM248 149V148H247ZM44 150H46V152H49L48 154H44ZM53 150H54V153H53ZM230 151H232V153L235 151V150H231V149H229ZM242 150V151H243ZM201 151V152H202ZM226 151V150H225ZM224 151V152H225ZM237 151V150H236ZM242 151H240L239 150V154H237V157L236 156H234L233 155V157L232 158H234V157H236L235 159H236V162H235V159H233L234 160V162H233V160H232V163L235 165H237V164H239V162L237 163V159H238V156H241L240 155V153H242ZM252 151V150H251ZM260 151V150H259ZM244 152V151H243ZM249 152V151H248ZM193 153V152H192ZM197 153V158L199 157L200 158V155H198V153H200V152H196ZM205 153V152H204ZM227 153L229 154V155H231V153L229 152V151H227ZM235 153H237V152H235ZM235 153H233V154H235ZM195 154V153H194ZM194 154H192V156L194 155ZM203 154V153H202ZM258 154V153H257ZM256 154V155H257ZM7 154H5V155H1L2 157H4V156H6ZM190 155V154H189ZM263 155V154H262ZM8 156V155H7ZM8 156V157H9ZM191 156V155H190ZM223 156H225L226 158H227V156L226 155H222V157ZM232 156V155H231ZM243 156V155H242ZM251 156V155H250ZM260 156V155H259ZM1 157V158H2ZM7 157V158H8ZM203 156H201V158H202ZM229 157V156H228ZM254 157H256V156H254ZM190 159H193V158H191V157H189ZM225 158V159H226ZM241 158V157H240ZM244 158V157H243ZM251 158V157H250ZM253 158V157H252ZM261 158H263V157H261ZM11 159V160H12ZM203 159V158H202ZM207 159V158H206ZM229 159H231V158H229ZM248 159H249V156H248ZM255 159V158H254ZM257 159H259V158H257ZM256 159V160H257ZM3 161H4V159H2ZM1 160V161H2ZM10 160V161H11ZM197 160V159H196ZM220 160V159H219ZM239 160V159H238ZM260 160V159H259ZM264 160V159H263ZM195 161V160H194ZM197 161H199V163L201 162L200 160H197ZM196 161V162H197ZM221 161H222V159H221ZM224 161V160H223ZM225 161H227V160H225ZM229 162H230V160H228ZM227 161V162H228ZM244 161V160H243ZM245 161H247V157L245 156ZM7 162H9L8 160L6 161V164H7ZM191 162H193V161H191ZM255 162V161H254ZM257 162V161H256ZM13 163H14V161H13ZM203 163V162H202ZM207 163H205V164H207ZM214 163H216V166H214L215 164ZM220 163H222V162H220ZM231 162H230V164H232ZM240 163H243V162H240ZM245 163V162H244ZM0 164H2L1 162H0ZM6 164H2V165H5V166H7ZM9 164H11V162L9 163ZM16 164H18V162L16 163ZM232 164V165H233ZM1 165V166H2ZM227 165H229V163L227 164ZM227 165H224V166H227ZM233 165V166H234ZM236 165H235V167H236ZM240 165V164H239ZM18 166H19V164H18ZM203 166V165H202ZM207 166V165H206ZM208 166H209V164H208ZM207 166V167H208ZM220 166V165H219ZM21 167V168H22ZM197 167H199L200 168V166H197ZM240 167V166H239ZM19 168V167H18ZM17 168V169H18ZM209 168V167H208ZM217 168H218V166H217ZM224 167H220V169L222 170ZM229 168H231L230 166H229ZM228 168V169H229ZM22 169V170H23ZM25 169V170H26ZM68 169H72V171H70L69 170V172L68 173H66V171H68ZM225 169H226V167H225ZM225 169L223 170V171H225ZM16 170V169H15ZM53 170H57V174H55V173H53V174H55V175H52L51 174V171L53 172ZM216 169H214V171H215ZM221 170H219V172L221 171ZM231 170L233 171V169L231 168ZM230 170V171H231ZM13 170H11V171H8V173H10L11 174V172H12ZM19 171V170H18ZM28 171V170H27ZM27 171H26V173H27ZM28 171V172H29ZM228 171V170H227ZM226 171V172H227ZM229 172V174L230 175H234L235 173H237V172H235L234 171V173L233 172ZM237 171V170H236ZM239 171V170H238ZM243 171V170H242ZM22 172V171H21ZM212 172H213V169H212ZM217 172V171H216ZM215 172V173H216ZM15 173H16V171H15ZM15 173H14V175H15ZM233 173V174H232ZM245 174H246V172H245ZM219 175V174H218ZM221 175V174H220ZM228 175V174H227ZM230 175H228V176H230ZM15 176H17V175H15ZM19 176V177H20ZM35 176V175H34ZM202 176V175H201ZM225 176V175H224ZM223 176V177H224ZM257 176V175H256ZM226 177V176H225ZM224 177V178H225ZM260 177V176H259ZM264 177V176H263ZM200 178V177H199ZM231 178V177H230ZM115 179H117L118 181H120V182H122V183H124L126 186H127V184L128 185H130L128 188H123V189H118V186L116 185V182L114 183V180ZM261 178H257V182H258V180H260ZM233 180V179H232ZM40 181V182H39ZM203 181V180H202ZM252 181V180H251ZM18 182V181H17ZM199 182V183H198ZM253 182V181H252ZM237 183V182H236ZM248 183V182H247ZM18 184V183H17ZM205 184H207V183H205ZM222 184V183H221ZM229 184V183H228ZM253 184V183H252ZM23 185H26V184H23ZM208 185V184H207ZM223 185V184H222ZM226 184H224V186H225ZM248 185V184H247ZM247 185L245 184L244 186H246L247 187ZM256 185V184H255ZM4 186V185H3ZM223 186V187H224ZM257 186H258V188H257ZM257 186H255L258 190H260L261 192V194H262V196H260V198H261V200H264V179L263 180H261V182H258L257 183ZM5 187V186H4ZM18 187V186H17ZM202 187V186H201ZM204 187V186H203ZM205 187H208V186H205ZM210 187H211V184H210ZM209 187V188H210ZM223 187H221V189L223 188ZM228 187V186H227ZM244 187L245 188V191H246V189L248 190V188L250 189V191H253L252 189L254 188V186H252L251 185V183H250V186L249 187ZM250 187H252V188H250ZM145 188H147V190L150 192V195L148 196V197H150V202L149 203H142L141 201L139 202V200H133V197L135 196V195H138V194H140V193H142V192H145V191H147ZM216 188V187H215ZM5 189H6V187H5ZM206 189V190H205ZM205 189H202V191H205V192H207V194H209L208 193V188H205ZM221 189H219V190H221ZM3 190V189H2ZM9 190V189H8ZM217 190V189H216ZM219 190H217V191H219ZM254 190H255V188H254ZM258 190H256V191H258ZM40 193H39V192ZM44 191V192H43ZM211 191V190H210ZM209 191V192H210ZM222 192H223V190H221ZM255 191V192H256ZM204 192V193H205ZM212 192V191H211ZM237 192V191H236ZM239 192V191H238ZM253 193L252 195H253V197H255L254 195L257 193ZM24 193H26L25 191H24ZM214 193V192H213ZM234 193V192H233ZM248 194H249V192H247ZM21 194V193H20ZM40 194H42L41 195V197L39 196ZM227 194V193H226ZM260 194V195H261ZM22 195V194H21ZM21 195H19V193H18V196L19 197H21ZM224 195V194H223ZM250 195V194H249ZM207 196H209V195H207ZM239 196V195H238ZM241 196V195H240ZM1 197V196H0ZM37 197H40V198H42L43 200H41L40 198H37ZM136 197V196H135ZM134 197V198H135ZM139 197V196H138ZM147 197V198H148ZM243 197V196H242ZM258 197V196H257ZM142 198V197H141ZM209 198V197H208ZM223 198V197H222ZM38 199H40V200H38ZM7 200V201H8ZM19 200V199H18ZM45 200V204L43 205V204H41L42 203V201H44ZM133 200V202H131ZM143 200V199H142ZM222 200V199H221ZM223 200H225V198L223 199ZM243 200H245V199H243ZM256 200V199H255ZM197 201V200H196ZM216 201V200H215ZM233 201V200H232ZM251 201H252V199H251ZM14 202V201H13ZM41 202V203H40ZM193 202V201H192ZM209 202V201H208ZM240 202H242V199L240 200ZM255 202V201H254ZM264 202V201H263ZM16 203H17V200H16ZM195 203V202H194ZM197 203V202H196ZM231 203V202H230ZM239 203V202H238ZM244 204H245V201L243 202ZM38 204H40V206H38L37 207V205ZM193 204V203H192ZM211 204V203H210ZM218 205V204H217ZM238 205V204H237ZM249 205V204H248ZM254 205H255V203H254ZM258 205V204H257ZM256 205V206H257ZM259 206V205H258ZM260 206H263L262 208H264V203H262ZM229 207V206H228ZM230 207H231V205H230ZM251 207V206H250ZM226 208V207H225ZM247 208H249L248 206H247ZM261 208V209H262ZM250 209V208H249ZM260 209V210H261ZM226 210H228V209H226ZM230 210V209H229ZM255 210H256V208H255ZM254 210V211H255ZM263 211H264V209H262ZM261 210V211H262ZM214 211V212H213ZM257 211V210H256ZM255 211V212H256ZM259 211V210H258ZM260 211V212H261ZM191 212V211H190ZM245 212L247 213V209L243 206V204H239L237 207L235 206V208L232 210V214H230L229 215V221H228V219H227V221H228V227L226 228V227H224V228H226V230L224 231V233L226 232L228 235H230L231 234V232L232 231H235V234L236 235H238L237 234V231H236V229H238V227H240L241 225H242V222L244 221V220H246V219H244L243 218V216H244V214H245ZM252 212H253V210H252ZM92 213L93 214V216H91L90 214ZM157 213H159V215L157 214ZM228 213V212H227ZM248 213H249V211H248ZM257 213V212H256ZM147 214V215H146ZM158 215L159 217L160 216H162L163 218H166V221L164 220H158L157 222H154L155 224L154 225H148V220H149V218H151V217H153V216H155V215ZM188 214H190V213H188ZM225 214H226V212H225ZM251 214V213H250ZM261 214V213H260ZM14 215H16L15 217L16 218H13V216ZM67 215H70L69 217V220H67V222H64V218L66 219V217L65 216H67ZM254 215V214H253ZM220 216H221V214H220ZM246 216V215H245ZM257 216V215H256ZM5 217H4V219H5ZM98 217V216H97ZM248 217V216H247ZM264 217V216H263ZM162 218V219H163ZM171 218V219H170ZM221 218V217H220ZM249 218V217H248ZM248 218H247V220H248ZM251 218V217H250ZM259 218H261V217H259ZM102 219V218H101ZM154 219V218H153ZM242 219H244L243 221H242ZM152 220V219H151ZM102 221L103 220H98L97 222L99 223V224H101L102 223ZM256 221V220H255ZM223 222V221H222ZM245 222H247V221H245ZM0 223H3V221H1ZM64 223H65V225H64ZM249 223H250V220H249ZM150 224V223H149ZM253 224H255V223H253ZM3 225V224H2ZM94 225H96L95 224V222H94ZM98 225V224H97ZM244 225V224H243ZM242 225V226H243ZM263 225V224H262ZM261 225V226H262ZM99 226V225H98ZM98 226L96 227V228H98ZM101 226H102V224H101ZM110 226V225H109ZM226 226H227V224H226ZM247 226H248V224H247ZM256 226V225H255ZM264 226V225H263ZM178 227V228H177ZM253 227H254V225H253ZM86 228H84V230H87ZM90 228H91V225H90ZM192 228V229H193ZM222 228V227H221ZM261 228V227H260ZM88 229H89V226H88ZM101 229V228H100ZM188 229V230H187ZM83 229H82V232L84 231ZM103 230V229H102ZM161 230H159V231H161ZM239 230H241V229H239ZM244 230H246L245 228H244ZM88 231V230H87ZM85 232V235L86 236H90V235H92L90 232ZM223 231V230H222ZM256 231V230H255ZM82 232L80 233L81 235H82ZM108 232H110V230L108 229V231L107 232H105V231H102V233L104 234V235H101L100 233V235H98V236H96L97 237V239H98V241L99 242H103V238H106V239H109V238H107V237H110L111 236V239H112V235L109 233V235H107L108 234ZM243 232V231H242ZM241 232V233H242ZM262 232V231H261ZM59 233H61V235H60V240L58 241V239H57V237H59L58 235H59ZM168 233V232H167ZM246 233V232H245ZM252 233V232H251ZM251 233H248V234H246L247 235V237L244 235V237H242L241 238V234H240V237L239 238H241V239H237V237L235 238V239H233V238H231V239H229L228 241L225 239V238H223V240L225 239V241L224 242H228V244H227V247L226 248H228V250H226V252H225V254H228L229 255V253L231 254L232 252H234V254L236 253L237 255H234V256H236V258L238 259V257H239V259L241 260V262H242V264H259V258L261 257V255H263L262 253H261V255H260V257L258 258V253H257V255H255V256H253L252 254H253V251H252V247H251V243H250V236H248L249 234H251ZM255 233V232H254ZM254 233H252V234H254ZM256 233H258V231L256 232ZM260 233V232H259ZM96 234H98V233H96ZM194 234V233H193ZM192 233L190 234V235H193ZM209 234V233H208ZM251 234V235H252ZM156 235V234H155ZM182 235H184V234H182ZM210 235V234H209ZM228 235H226V236H228ZM254 235H256V234H254ZM253 235V236H254ZM77 236V237H76ZM84 236V235H83ZM93 236V235H92ZM147 236V237H148ZM219 236V238L222 236H220V235H218ZM217 236V237H218ZM224 237H225V235H223ZM231 236H234V234H232ZM242 236H243V234H242ZM80 237V236H79ZM91 237V236H90ZM99 237H101L102 239H100L99 240ZM150 237H152V236H150ZM192 237V236H191ZM210 237V236H209ZM260 237V236H259ZM81 238H82V236H81ZM87 238V237H86ZM89 238V237H88ZM87 238V239H88ZM178 238V237H177ZM228 238V237H227ZM78 239V240H77ZM93 239H95V238H93ZM97 239H95L96 241H97ZM111 239H109L110 241H112ZM114 239V238H113ZM127 239V240H128ZM143 239H144V237H143ZM145 239H146V237H145ZM192 239V238H191ZM193 239H195V238H193ZM258 239H260V238H258ZM115 240V239H114ZM112 241V242H115V241ZM117 240H120L119 238H117ZM152 240H155V238H153ZM151 240V241H152ZM157 240V239H156ZM85 241V240H84ZM90 241V240H89ZM104 241H105V239H104ZM106 241H108V240H106ZM131 241H133V240H131ZM172 241H173V239H172ZM192 241V240H191ZM195 241H196V239H195ZM218 241H220V240H218ZM222 241V240H221ZM252 241H253V239H252ZM256 241V240H255ZM78 242V243H77ZM86 242V241H85ZM102 242H101V244H102ZM111 242V243H112ZM118 242V241H117ZM121 242V241H120ZM128 242V241H127ZM150 242V241H149ZM156 242V241H155ZM193 242H194V240H193ZM192 242V243H193ZM226 242V243H227ZM261 242V241H260ZM110 243V244H111ZM116 243V242H115ZM131 243V242H130ZM129 243V244H130ZM223 243V241L221 242V244ZM80 244H81V242H80ZM98 244V243H97ZM110 244H106V245H110ZM118 244V243H117ZM117 244H114V243H112L111 245L112 246H115V245H117ZM134 244H135V242H134ZM133 244V245H134ZM181 245H186V244H182V243H180ZM255 244V243H254ZM259 244V243H258ZM87 245H88V243H87ZM100 245V244H99ZM121 244H119V247H121L120 246ZM154 245H156V244H154ZM179 245V244H178ZM191 245V244H190ZM193 245H194V243H193ZM198 245V244H197ZM199 245H200V243H199ZM198 245V246H199ZM81 246V245H80ZM124 246V245H123ZM130 246V245H129ZM197 246V247H198ZM212 246V245H211ZM211 246H209L210 248H211ZM217 246H218V244H217ZM255 246V245H254ZM257 246V245H256ZM84 247H86V246H84ZM107 247V246H106ZM174 247V246H173ZM172 247V248H173ZM176 247V246H175ZM178 247V246H177ZM180 247V246H179ZM193 247V246H192ZM195 247V246H194ZM193 247V248H194ZM219 247V246H218ZM101 248V247H100ZM105 248V247H104ZM117 248V247H116ZM131 248H132V245H131ZM172 248H170L169 250H171L172 251ZM184 248V247H183ZM185 248L186 249H189V248H191V246L190 247H188V246H185ZM196 248V247H195ZM199 248V247H198ZM204 245H203V243H201V249L203 250V252H205L204 251ZM209 248V249H210ZM214 248V247H213ZM215 248H216V246H215ZM225 248V249H226ZM263 248V247H262ZM96 249V248H95ZM122 249H125V248H122ZM186 249H183L182 251H184V250H186ZM220 249V248H219ZM254 249V248H253ZM259 249V248H258ZM57 250V249H56ZM174 250V249H173ZM179 250V249H178ZM181 250V249H180ZM214 250V249H213ZM217 250V249H216ZM256 250V249H255ZM263 250V249H262ZM53 251V250H52ZM93 251H94V249H93ZM98 251V250H97ZM108 251V250H107ZM149 251V250H148ZM228 251V252H227ZM258 251V250H257ZM81 252V253H80ZM85 252H86V249H85ZM120 252V251H119ZM161 252H162V250H161ZM166 252V251H165ZM177 252V251H176ZM214 252H215V250H214ZM86 253H88V252H86ZM85 253V254H86ZM96 252H94L93 253V255L95 254ZM125 254L126 253H128V252H124ZM168 253V252H167ZM219 253V252H218ZM256 253V252H255ZM254 253V254H255ZM92 253H90V255H91ZM97 254V253H96ZM95 254V255H96ZM125 254H124V256H125ZM136 254V253H135ZM152 255H153V252L151 253ZM201 254H202V252H201ZM89 255V254H88ZM90 255L88 256V258L90 257ZM92 255V256H93ZM98 255H99V253H98ZM121 254H119V256H120ZM158 255V254H157ZM156 255V256H157ZM214 255H215V253H214ZM227 255V256H228ZM231 255H233V254H231ZM83 256V258H84V255H82ZM82 256H81V258H82ZM123 256V255H122ZM147 256V255H146ZM155 256V255H154ZM153 256V257H154ZM166 256V255H165ZM173 256V255H172ZM199 256H201V255H199ZM202 256H203V254H202ZM224 256V255H223ZM52 257V256H51ZM127 257H129V256H127ZM143 257H145V256H143ZM159 257V256H158ZM171 257V256H170ZM214 257V256H213ZM217 257V256H216ZM220 257V256H219ZM86 258H87V256H86ZM87 258V259H88ZM105 261H107L106 259L108 258V257H106V254H105V256L104 257H102ZM131 258V257H130ZM148 258V257H147ZM152 257H150V259H151ZM160 258V257H159ZM159 258H157V259H159ZM175 258V257H174ZM180 258V257H179ZM178 258V259H179ZM181 258H183V257H181ZM188 258V257H187ZM207 258V257H206ZM230 258H232V257H230ZM236 258H233V259H236ZM262 258V257H261ZM260 258V259H261ZM58 259V258H57ZM94 259V258H93ZM93 259H91L92 261H93ZM137 259H139V258H137ZM144 259H146V257L144 258ZM168 259V258H167ZM177 259V258H176ZM195 259H197L196 257H195ZM200 259V258H199ZM198 259V261L195 263V264H202L201 262H200V260ZM210 259V258H209ZM213 259V258H212ZM217 259V258H216ZM74 260H75V262H74ZM78 260V259H77ZM82 260V259H81ZM113 260V259H112ZM133 260V259H132ZM131 260V261H132ZM143 260V259H142ZM149 260V259H148ZM156 260V259H155ZM166 260V259H165ZM170 260H172V259H170ZM169 260V263L170 262H172V261H170ZM193 260V259H192ZM205 260H208V259H205ZM79 261V260H78ZM92 261H89V263L90 262H92ZM110 261V260H109ZM118 261H120V260H118ZM137 261V260H136ZM153 261H154V259H153ZM175 261V260H174ZM185 261V260H184ZM230 261V260H229ZM237 261V260H236ZM262 261H263V259H262ZM80 262H82V261H80ZM85 262H86V260H85ZM134 262V261H133ZM137 262H139V261H137ZM146 262V261H145ZM156 262V261H155ZM188 262H189V260H188ZM205 262H207V264H209L208 263V261H205ZM210 262V261H209ZM79 263V262H78ZM100 264H102L101 262H99ZM98 263V264H99ZM130 263V262H129ZM135 263V262H134ZM141 263V262H140ZM168 263V264H169ZM174 263H176V262H174ZM179 263V262H178ZM194 263V262H193ZM193 263H191V264H193ZM212 263V262H211ZM226 263V262H225ZM236 263V262H235ZM261 263V262H260ZM55 264V263H54ZM56 264H57V262H56ZM82 264H84V263H82ZM86 264H88V263H86ZM105 264H106V262H105ZM108 264H115L114 262H112V261H110V262H108ZM141 264H143V263H141ZM150 264V263H149ZM160 264V263H159ZM164 264V263H163ZM177 264V263H176ZM182 264V263H181ZM214 264H216V263H214Z\"/></svg>", "mask_w": 264, "mask_h": 264}, {"label": "rangeland", "instance_id": "rangeland-1", "mask_svg": "<svg viewBox=\"0 0 264 264\" xmlns=\"http://www.w3.org/2000/svg\"><path fill=\"white\" fill-rule=\"evenodd\" d=\"M33 1V2H32ZM29 0V2H28V0H0V83L1 82H3V83H1V85H0V89L1 90H3V91H5V93L4 94H2L3 93V91L1 92V90H0V93H1V97L0 98H6L7 97V99H6V102L7 103H10V107L12 108V113L9 111V114H8V112L7 111H5L4 109H2V108H0L1 110V112H0V131H2V132H0V137H2V138H0V140H3V138L5 137L6 139L8 138L7 136H9L10 134V137H12V135H16V134H13V132H14V129H16L15 131L16 132H14V133H21L22 134V132L24 131V129H25V133H26V131L28 130V132L29 133H31V136L30 137H28V139H30L31 138V140H35L36 142H43V146L45 145V144H48V145H50V144H52L50 141H48V140H40V139H36L35 138V136H36V134L37 133H39V131L40 132H42L43 130V132L45 133V134H47V132H48V129L49 128H47V126H46V124H51V123H49L48 122V120H45V121H41V120H38L37 119V117H36V121L34 120V118H35V116H38V114H36L35 113V109L33 108V105L31 104V103H33V102H31L30 100L32 99L31 97H32V94H34V95H36V90H38L39 91V84H38V80H39V78H42V77H40L41 75H39L40 74V72L42 71L41 69H39V68H37L36 69V67H37V65H35V63H28L27 61H29V60H27V61H25V60H23L22 58H17L16 57V55H15V52L12 50L11 51V48L12 49H17V51L18 50H20V52L22 53V54H24L25 56H27V58H29L28 56H32V54L31 53H33V52H38V51H40V52H43V54H46L49 58H51V56H53V55H55V57L57 58V59H59V60H62V63L63 64H65V65H67L68 67H73L74 66V68H72L73 70H72V73H73V75H74V77L76 76V78H77V80L79 79V82H82L81 84H85V85H87L90 89H91V87H92V94H90V96H93L95 99L92 101V99H93V97L92 98H90L91 99V101L93 102L92 104H90V102H87V101H90V100H88L87 99V101L86 100H84V98L83 99H80V95L79 94H82L81 92H83V91H81V89H82V87L80 86V83H79V86L81 87H77L78 89H76L75 90V92H73L74 93V96L72 97V95H70L68 92H67V95L69 96H71L72 98H71V101H70V98H67L68 96H66V100L69 102L70 101V103L71 102H73V104H71V105H73V106H71L70 105V107H77L78 106V108L80 109V107H81V109L80 110H82V105H80V103L84 100V102L86 101V103H85V105H83V108H85V110L83 109L82 110V113H81V115H82V117H86V116H88V114L91 116V118H92V124L91 123H89V124H91V126L93 125V122H94V125L95 126H92L91 128V130L93 131V128H95L94 129V131H96L97 130V128L100 126L99 125V120L101 119L100 118V116L102 115V113H103V111H104V109H105V101L104 100H106L105 98H104V95L102 94L103 93V91H98L97 89H96V87H97V85H99L100 84V82L98 81V83H96V82H94L93 81V79L95 80V78L97 77V74H98V72H96L95 71V73H96V76H95V73H90V71H89V69H87L88 67L90 68H92V67H95V66H93V64L90 62V61H88V60H86L85 58H84V56H83V58H84V60H81V61H84L83 63H81V64H75V63H73L71 60H70V58L68 57V55H66V53L67 54H69L70 53V51H68L67 49H73L74 48V46H75V48H76V46H78V48L77 49H74V53L76 52L77 54H81L82 52H84V51H86L88 48H92V47H94L95 46V48H96V43H98L97 42V38L96 37H99L98 35H101L102 36V34H103V37H110V36H115V35H127V34H130V31H128L127 33H125L127 30H124V33L125 34H122L123 33V31L121 30L120 31V29H122L123 27L122 26H119V27H116V25L115 24H113L114 22V16L112 15L113 13H115L114 15H117L119 12H120V10H122L121 12H123V8H124V6H122V5H125L126 4V2L123 4V0H111L110 1V3H109V5H110V7H108V9H106V11H104L105 12V14H104V12H103V16L102 17H100L98 20H97V18H93L94 16L92 15L93 13L91 12V11H93L92 9L93 8H91V7H88V6H86V4L84 5V3L82 2V0H67V1H65V0H61V2H60V0H42V2H41V0ZM36 1H38V2H36ZM70 1V2H69ZM75 1V2H74ZM83 1H85V0H83ZM93 2L95 1V3L98 1H96V0H92ZM91 0H89V2L91 3L92 2ZM113 1L115 2V3H113ZM125 1V0H124ZM139 0H136V2H138ZM142 1L143 2H145L146 3V1L148 2V1H151L150 2V5H155V6H157L158 4H159V2H160V4L161 5H159L158 7H155L154 8V10L156 11V12H152V9H151V11H150V13L149 14H146V17L147 16H149V17H147V19H151L150 21H148L147 22V24L146 25H136V27L135 26H131V25H133L132 23L129 25V23L128 24H126V25H128V26H130V29L132 30H135V31H133V34L136 32V31H142L143 33H144V39L142 38V41H140V42H143V43H141V44H138V46H141L142 45V48H143V44H144V41L146 42V40H148V38H151L152 37V32H156V33H161V32H165L164 34H165V36H166V38H167V36H168V38L166 39V44H168L169 45V47H168V45H167V47L166 48H168V49H163L164 47H158L156 50H159L160 48H161V50H163V51H158V53L157 52H146V53H143V55L144 54H146V55H142V57H140V58H144V59H146L147 57L149 58V57H151V58H153V56L154 55H156V54H158V55H161L160 53H162V55H165V56H163L164 58H163V63H164V65H166L168 68H166V66H163V65H160V69H162L164 72H162L163 73V78L162 77H160V75H159V80L158 81H155L153 84H151V86L150 85H147V86H143V84L139 87V90L137 91V90H135L136 92H137V95H139V93H140V97H142L143 95H144V98H143V103H145V105H149L150 103L148 102L149 100H153L154 101V103H156V100L157 99H159V98H161L160 96L162 95V93L161 92H159V94H161L159 97L157 96V93L158 92H156L157 91V89L158 88H160L161 87V85H162V87L161 88H169V84L171 83V81L173 80V79H180V78H182L181 76H183L184 74H187L189 77L188 78H190L191 77V75H192V78H193V76H197V74L198 75H200L202 72V74L204 75V76H206V74H207V76L208 77H204L203 76V80H201L200 81V86L198 87L199 89H198V91H197V88H195L197 85H193L192 86V89L191 90H187V89H185V90H183L181 93V95L183 96H181L180 97V99H177V100H179L178 101V103H177V101H176V103H177V107H178V112H179V116H181L182 117V119H181V122H183V127H186V128H188V134H187V139H192L194 136H196L197 135V128H196V126H194L195 125V123L194 122H191V121H189V120H186L185 119V117H184V115H183V113L184 112H182L183 110L185 111V110H187V109H190V111H191V113L193 112V118L195 119V120H198V119H201L200 118V113H201V110L203 109V108H206L207 106H205L206 105V103L208 104V102H213L212 100H214L215 101V99L217 98V100H216V102H214L215 103V105L213 104V106H217V104L219 105V103H220V107H222L223 108V110L222 109H220V107L218 108V112L216 113V115L215 116H217L218 115V113H219V115L220 116H218V117H216V119H215V116H214V120H212L210 123H211V125L208 127V129H207V131L205 132V134H202L203 136H205L206 135V137L210 134H213V136L211 135V137L210 138H212L213 140H210V138H209V136H208V138H207V140L206 141H209V142H211V145H212V147L214 146V148L215 147H217V146H219V141H220V146H222L221 148H219V151L218 152H216V155H218V157H217V159H216V163H218V168H217V166H216V163H214L215 165L214 166H216V167H210V165L212 166L213 165V163H211V162H209V163H207L209 160H208V158H210V154H209V150H211L210 148V146H208V145H205L204 147H206V150L207 151H202V149H201V151L199 150V151H196V152H200V153H198V155H200V158L198 157H196L197 156V153L195 152V150H193L194 148H197L198 146H196V144H195V146L193 145V146H191L190 147V149L189 150H193L192 152H190L189 151V153L188 154H186V155H188L189 157H191V158H193V159H190L189 157H188V159H189V161L190 162H188V166H191V168L193 169V171L195 172V174H196V178L198 177V181L200 182H205V183H207V184H202L201 182V186L198 188V189H200L199 190V192L198 193H196V194H201L202 195V197H198V198H192V197H190V199H189V202L191 201V203H188V204H190L189 206H187L183 211L181 210V213H187V215H188V218H189V215L191 216V218H194L195 216H194V214L192 215L191 213H192V207H194V206H198L197 204H202L203 206H205V205H207V206H214V205H216L217 207L216 208H213V210L215 211H213L214 213H213V218H212V229H210L209 231H208V233L210 234H208L207 233V238H206V240H205V242H203V241H198V239L196 238L197 237V233H196V231H195V228H193V227H190V228H188V229H190V231H191V233L193 234V235H190L189 233L187 234V232L185 233V232H181L180 230L179 231H177V232H175V233H171V232H169L168 230L167 231H165L164 233L162 232V230H161V228L159 229V228H157V232L156 233H154L153 235H150V236H152V237H150V236H148V235H141V236H134L133 237V235H132V233H130V234H128L127 236L128 237H130V240L128 239V238H126V237H123L122 238V236H120V235H118L117 234V232L115 231V229H114V227L112 226V224H111V222L109 223V224H107V220L106 219H104V217H100V215H97V216H93V214L91 213H89L91 216H93L94 218H95V224L96 225H94V222H93V224H90L91 225V228H90V225H88L89 226V229H88V226H87V228L86 227H81V232H82V229L84 230V228H86L87 230H84L85 232L87 231V232H90L92 235H90V236H86L85 235V232L83 231L82 232V235L79 233V236L77 237L78 239V241H79V247H81L82 248V246H83V248H85L86 249V252H88V253H86L85 252V249H84V252H83V254L82 255H84V258H83V256H82V258H81V256L80 255H78L77 256V258H75V260H76V262H75V260H74V262H75V264H82V263H84V264H86V263H88V264H98L99 262H101L102 264H105V262H106V264H108V262H110V261H112V262H114L115 264H141V263H143V264H168L169 263V260L170 259H172V260H170V261H172V262H170L169 264H191V263H193V264H195L197 261H198V259L200 260V262L202 263V264H207V262H205V261H208V263L209 264H214V263H216V264H242V262H241V258L239 259V257H238V259L236 258V256H234V255H237L236 253L234 254V252H232L231 254H233V255H231L230 253H229V255L228 254H225V252H226V250H228V248H226L227 247V244H228V240L229 239H231V238H233V239H235L237 236V239L240 237V234H241V238L242 237H244V235L247 237V235L246 234H248V233H254V234H256V235H254V234H249L248 236H250V243H251V247H252V251H253V256H255V255H257V253H258V258L260 257V255H261V253L263 254V255H261V259L259 258V261L261 262H259V264H264V211L262 210V209H264V208H262L263 206H260L262 203H264L263 201L264 200H261V198H260V196H262V194L260 193L261 191L260 190H258L257 188H258V186H257V183L258 182H261V180H263L264 179V141H262L261 142V139H263L264 140V121L263 122H261L264 118H257V117H252L251 118V122H250V124L247 122L249 119H250V117H251V114L255 111V109L257 108H261V106L262 105H264V96H263V93H264V85H263V87L262 88H260L261 86H262V83H264V82H261V86L259 85L260 83H258V85H257V87L255 88L254 87V83H256V79L259 77V75H257V73H258V69H259V67H262V66H264L263 64H264V49H262V48H264L263 46H264V43H262L261 41H263L264 42V19H263V15H264V13H260L259 11H263L264 10V8H263V10H262V8L261 7H264V3H263V1L264 0H259V2H262V3H259L258 2V0H254L253 2L255 3V8H256V10H254L255 11V14L257 15L256 17H258L259 18V16H260V18L258 19V20H261V21H258L257 19H256V21H253V19H254V16H255V14H250V16H249V18H251V16H252V21H250L249 19V21L248 20H244L245 22H246V24L243 26V25H241L240 24V26H241V28L243 29H241L240 27H239V25H238V27L235 25L234 26V23H232V25H230L231 23L228 21V18L230 19V17H228V15H229V12H230V15H232L234 12H236L237 10H240V9H237L238 7L240 8V6H239V3L241 4V3H244V2H240V1H243V0H237V1H239V3L238 2H236V4H233V2H234V0H233V2L231 1V4H230V0H201V1H203L202 3H201V1H200V4H199V2H197L196 4H192V6L190 7L189 5H191L190 4V2L191 1H193V0H165V1H162V0H141V1H139L140 3H137L136 4V7H137V9H136V12L137 11H139L140 9H141V7L142 6H140V5H143V7L142 8H145V6H146V4L145 3H142ZM157 1H159V2H157ZM189 2L188 4H186L187 2ZM38 3V4H34L33 5V3ZM53 2V3H52ZM62 2H66L65 4L64 3H62ZM81 2V3H80ZM91 3V4H93V7L95 8V6H94V3ZM100 2H103V1H101L100 0ZM106 2V1H105ZM104 2V3H105ZM108 2V1H107ZM165 2V3H164ZM170 2V3H169ZM184 2V3H183ZM219 2V4H217ZM234 2V3H235ZM29 4L30 3V8L27 6V5H25V4ZM98 3V2H97ZM111 3H113V4H111ZM119 3V4H118ZM122 3V4H121ZM152 3V4H151ZM169 3V4H168ZM208 3H210V4H208ZM216 5H215V4ZM260 4L261 5V7L259 6V5H257V4ZM4 4H5V6H4ZM23 4H24V6H23ZM40 4H41V6H40ZM61 4H62V7L64 6L65 7V9L66 10H68V9H71L72 8V11L74 12V11H76V12H74L75 13V16L77 17V21L79 22V21H81L82 22V25H81V23L79 22H77L78 24H80L81 26H80V28H78L79 26L77 25V23H76V25L78 26V27H76V28H78V30L77 29H75L74 28V26H73V28H74V30H71L70 31V34L72 35H70V39H69V37H66L67 39H69V40H67L66 38H64L63 36L65 35V32L63 31V28H64V25H65V28L67 27V25H66V21H64V20H67L68 18H69V16H67V15H64L65 14V12H67L68 13V11H65V9L63 10L62 9V7H60L61 6ZM68 6H67V5ZM138 4H140V5H138ZM162 4H164V5H162ZM166 4V5H165ZM175 4V5H174ZM183 4V5H182ZM262 4H263V6H262ZM4 7H3V6ZM35 5H36V8H35ZM45 5V6H44ZM83 7H82V6ZM97 5V4H96ZM98 5H100L99 3H98ZM107 5L108 4H106V7H107ZM108 5V6H109ZM147 5H149V3L147 4ZM153 5V6H154ZM173 5V6H172ZM187 5V6H186ZM205 8L206 7V10L202 7V6ZM205 5H207V6H205ZM215 5V6H214ZM226 5H228V6H226ZM235 5V6H234ZM238 5V6H237ZM26 6V7H25ZM34 6V7H33ZM48 6V7H47ZM66 6H67V8H66ZM103 6H104V4H103ZM126 6V5H125ZM161 6V7H160ZM184 6V7H183ZM186 6V7H185ZM211 6V7H210ZM214 6V7H213ZM223 6H225V7H223ZM259 6L260 8H258L257 9V7ZM3 7V8H2ZM23 7V8H22ZM29 8V9H26V8ZM63 7V8H64ZM70 7V8H69ZM77 7H79V9L77 8ZM123 7V8H122ZM138 7H140V8H138ZM163 7V8H162ZM170 7H171V9H170ZM197 9H196V8ZM207 7H208V9H207ZM227 7V8H226ZM235 7V8H234ZM36 10H35V9ZM41 9V11H40V9ZM50 8V9H49ZM53 8V9H52ZM84 8V9H83ZM96 8H98L97 6H96ZM119 8V9H118ZM157 8V9H156ZM160 8H162V9H160ZM173 8V9H172ZM180 8V9H179ZM184 8V9H183ZM194 8V9H193ZM199 8V9H198ZM200 8H201V11H200ZM209 8H211L210 9V11H209ZM225 8V9H224ZM232 8V9H231ZM74 9V10H73ZM109 9H110V11H109ZM119 11H118V10ZM191 9H193V10H191ZM223 9H224V11L225 12H227L228 13V15H226V13L224 12V14H225V17L227 18L226 20H225V18L223 19L222 17L224 16V14H223ZM235 9H236V11H235ZM23 10H25V12L23 11ZM31 10V11H30ZM33 10H35V12L33 11ZM50 10V11H49ZM59 10V11H58ZM64 11V13H63V11ZM79 10V11H78ZM82 10H87L86 12L85 11H82ZM107 10L109 11V13L107 12ZM111 10H113V11H116V12H118V13H116V12H113V11H111ZM159 10V11H158ZM174 11V12H172V11ZM187 10V11H186ZM189 10H191V11H189ZM198 10V11H197ZM220 10H222V14H220L221 13V11ZM233 10H234V12H233ZM54 11H55V13H54ZM163 13H168V11L169 12H171V15L173 16V17H171V15L169 16V17H166V18H168V19H170L171 21H173L172 23H176V24H173V25H175V26H171L170 27V25H172V24H170L171 22L168 20L167 22H166V18L164 17V14H162V12ZM196 13H195V12ZM206 13H205V12ZM208 11H209V13H208ZM240 11H242V10H240ZM248 11V10H247ZM258 11V12H257ZM43 12V13H42ZM52 12V13H51ZM63 14H62V13ZM78 12V13H77ZM86 13L87 14V18H86V14H85V16L83 15V13ZM106 12H107V14H106ZM113 12V13H112ZM120 12V15H122V13ZM141 12V11H140ZM140 12H137V14L138 13H140ZM142 12H143V9H142ZM179 12V13H178ZM189 12V13H188ZM199 12H201V13H199ZM204 12V13H203ZM211 12H214V13H211ZM220 12V13H219ZM244 12H246V10H244ZM258 14H257V13ZM22 13V14H21ZM27 13H28V15H27ZM92 13V14H91ZM112 13V14H111ZM162 14V16L163 17H161V15L159 16V14ZM178 13V14H177ZM194 13V15H192ZM199 13V14H198ZM202 13H203V15H202ZM236 13H240V12H236ZM247 13V12H246ZM30 14V15H29ZM60 14V15H59ZM109 14V15H108ZM181 14V15H180ZM186 14V15H185ZM190 14V15H189ZM202 15V16H199V15ZM205 14H206V17H205ZM212 14V15H211ZM221 16H220V15ZM262 16H261V15ZM38 15V16H37ZM49 15V16H48ZM65 16L66 17V19H65V17L64 18H62L63 16ZM79 15H81V16H79ZM93 17H92V16ZM106 15H108V16H106ZM139 15V14H138ZM157 15V18L156 17H154V16H156ZM208 15V16H207ZM218 15H219V19L221 18V20L218 22V20H216L217 18H218ZM223 15V16H222ZM229 15V16H230ZM236 15V14H235ZM254 15V16H253ZM28 16V17H27ZM57 16H61V18L62 19H64V20H62L61 22L63 23V22H65V24L63 23H61V24H59V23H57L60 19L57 17V21H56V23L55 24H59L57 27L59 28L60 26V30H59V32H61V33H59L58 32V29H57V32L54 30V29H56L54 26H56V25H54V26H52L53 25V21L51 22V20H53L54 18H56ZM83 16H84V18H83ZM91 16V18H89ZM177 16V17H176ZM179 16V17H178ZM186 16V17H185ZM190 16H192V18L190 17ZM215 16H217V17H215ZM27 17V18H26ZM32 17V18H31ZM68 17V18H67ZM104 17V18H103ZM116 17V16H115ZM146 17H145V19H146ZM154 19H153V18ZM159 17H160V24H158L159 23V21L157 22V24L155 25L154 24V27H153V23H156V21L155 20H159ZM175 17V18H174ZM184 17V18H183ZM198 17V18H197ZM203 17V18H202ZM205 17V18H204ZM210 17V18H209ZM214 17H215V19H214ZM246 17V16H245ZM244 17V18H245ZM255 17V18H256ZM30 18V19H29ZM36 18V19H35ZM72 18V17H71ZM70 18V19H71ZM101 18H103V19H101ZM156 18V19H155ZM162 18H164V20H162ZM197 18V19H196ZM201 18H202V22H201ZM243 18V19H244ZM248 18V17H247ZM247 18H245V19H247ZM23 19H24V21H23ZM25 19H26V21H25ZM101 19V20H100ZM106 19V20H105ZM108 19V20H107ZM144 18H143V20L144 21H147V19L145 20ZM175 19V20H174ZM187 19V20H186ZM189 19V20H188ZM192 19H193V22H192ZM196 21H195V20ZM212 19H214V20H212ZM262 19H263V21H262ZM35 22H34V21ZM38 20V21H37ZM69 20V19H68ZM75 20V19H74ZM84 20V21H83ZM91 20V21H90ZM107 21V23H105V21ZM152 20L153 21H155V22H152ZM222 20H225V21H222ZM255 20V19H254ZM29 23H28V22ZM55 21V20H54ZM103 21V22H102ZM198 21L200 22V23H198ZM216 22L217 21V23H221L222 24V22H223V27L221 28L220 26H221V24H216V26H217V28L215 27V25H212V23L213 22ZM28 23V25L26 24V23ZM72 22H73V20H72ZM84 22V23H83ZM95 22V23H94ZM141 22V21H140ZM162 22H164V23H162ZM209 22H210V24H209ZM212 22V23H211ZM225 22V23H224ZM250 22V23H249ZM260 22H262V23H260ZM8 23V24H7ZM23 23H24V25H23ZM49 23V24H48ZM50 23H52L51 25H50ZM74 23H75V21H74ZM90 23V24H89ZM92 23H93V25H92ZM97 23H99V24H97ZM100 23L101 24H103V25H101L102 27H100ZM145 23V22H144ZM144 23H139V24H144ZM152 23V24H151ZM170 25H169V24ZM192 23V24H191ZM194 23H196V24H194ZM198 23V24H197ZM228 23V24H227ZM21 24V25H20ZM67 24H69V23H67ZM113 24V25H112ZM148 24H149V26H148ZM164 24V25H163ZM213 24H215V23H213ZM250 24H251V26H250ZM33 27H32V26ZM37 25V26H36ZM45 25V26H44ZM95 25V26H94ZM112 25V26H111ZM114 25H115V27H114ZM163 25V26H162ZM206 25V26H205ZM208 25H210V27H209V29H208ZM254 25H255V27H254ZM263 25V26H262ZM42 26H44L43 27V29H42ZM46 26H48L49 27V29H48V27H46ZM53 28H52V27ZM86 26V27H85ZM91 26H93L92 28H91ZM114 27L113 29L111 28V27ZM162 26V27H161ZM166 28H165V27ZM178 28H177V27ZM202 26H204V27H202ZM213 28H212V27ZM231 26H232V28H231ZM233 26H234V29H233ZM250 26V27H249ZM41 27V29L42 30H40L39 28ZM51 27V28H50ZM63 27V28H62ZM95 27L97 28V30L95 29ZM122 27V28H121ZM144 27H146V28H144ZM147 27H149V28H147ZM157 27H158V29H157ZM170 27V28H169ZM175 27V28H174ZM202 29H201V28ZM244 27V28H243ZM246 27V28H245ZM254 27V28H253ZM263 27V28H262ZM84 28V29H83ZM111 28V29H110ZM119 28V29H118ZM163 28V29H162ZM184 28V29H183ZM225 30H224V29ZM240 28V29H239ZM252 29V31H251V29ZM256 28H258V29H256ZM29 29V30H28ZM46 31H45V30ZM62 29V30H61ZM83 29V30H82ZM94 29H95V31H94ZM116 29L117 30H119V31H116ZM128 30H129V28H127ZM171 31H170V30ZM206 29V30H205ZM212 29V30H211ZM217 29V30H216ZM224 30V32H222V30ZM230 29H231V31H230ZM236 29H238L237 31H236ZM246 29V30H245ZM76 30V31H75ZM87 30V31H86ZM89 30H90V32H89ZM92 30V31H91ZM151 30V31H150ZM153 30V31H152ZM167 30V31H166ZM173 30V31H172ZM180 30V31H179ZM207 30H209V31H207ZM214 30H215V32H214ZM245 32V34L242 32ZM263 30V31H262ZM49 31H51L50 33H49ZM56 33H55V32ZM160 31V32H159ZM168 31H170V32H168ZM178 31V32H177ZM184 31V32H183ZM186 31V32H185ZM197 31V32H196ZM213 31V32H212ZM236 31V32H235ZM240 31V32H239ZM248 31H251V32H249L248 33ZM260 31V32H259ZM35 32H37V33H35ZM53 32H54V34H53ZM62 32H63V34H62ZM87 32V33H86ZM99 32H101V33H99ZM104 32V33H103ZM106 32V33H105ZM118 32V33H117ZM182 32H183V34H182ZM196 32V33H195ZM211 32L215 35H213V34H211ZM217 32H219V33H217ZM229 32V33H228ZM239 32V33H238ZM29 33V34H28ZM35 33V34H34ZM57 33H59L58 35H55V34H57ZM74 34V36L76 35V36H84L85 35V37H88L87 38V40H84V42L83 43H81V45H72V43H71V45L68 43V42H70V40H73L74 39V37H73V34ZM98 33V34H97ZM168 33V34H167ZM200 33V34H199ZM210 33V34H209ZM216 33V34H215ZM222 33V34H221ZM224 33V34H223ZM238 33V34H237ZM260 33H261V35H260ZM28 34V35H27ZM42 34H44V36L42 35ZM50 34V35H49ZM51 34H53V36L51 35ZM61 34L63 35V36H61ZM94 34H97V36H95ZM135 34H137V33H135ZM154 34V33H153ZM178 34V35H177ZM183 36H182V35ZM185 34H187V35H185ZM189 34H190V36H189ZM192 34H193V36H192ZM195 34V35H194ZM205 34V35H204ZM220 34V35H219ZM230 34V35H229ZM232 34V35H231ZM234 34V35H233ZM25 35H26V38H25ZM32 35V36H31ZM37 35V36H36ZM46 35V36H45ZM51 36V37H49V36ZM89 35V36H88ZM130 35H132V31H131V34ZM176 35V36H175ZM212 35V36H211ZM217 35V36H216ZM225 35V36H224ZM263 35V36H262ZM48 36V37H47ZM61 36V37H60ZM66 36H67V34H66ZM94 36H95V38H94ZM174 36V37H173ZM197 36V37H196ZM221 36V37H220ZM234 36V37H233ZM250 36V37H249ZM23 37V38H22ZM30 37V38H29ZM31 37H32V40H31ZM39 37H41V38H39ZM57 37V38H56ZM60 37V38H59ZM72 37V38H71ZM103 37H101V38H103ZM124 37V36H123ZM148 37V38H147ZM181 37H183V39L181 38ZM189 38V40H188V38ZM219 37V38H218ZM21 38V39H20ZM25 38V39H24ZM28 38H29V40H28ZM35 38V39H34ZM52 40H51V39ZM92 38L95 40H93L92 41ZM170 38H172V39H170ZM176 38H177V40H176ZM180 38V39H179ZM186 38H187V41H186ZM197 38V39H196ZM225 38V39H224ZM39 39V41L37 42V40ZM49 41H48V40ZM64 39V40H63ZM184 39H185V41H184ZM216 39V40H215ZM260 39H262L261 41H260ZM23 41L24 43H22V42H20V41ZM26 40V41H25ZM44 42H43V41ZM54 40V41H53ZM61 40V41H60ZM63 40V41H62ZM144 40V41H143ZM167 40L168 41H170V40H172V42L174 41L175 42V40H176V42L177 43H179V44H181L182 42H184V43H182L181 45H179V44H176V42H175V45H176V47H175V45H172V43H171V41L169 42L170 44H171V46H170V44L169 43H167ZM180 40H183L182 42H180ZM191 40H193V41H191ZM223 40V41H222ZM32 41V42H31ZM40 41H42V42H40ZM46 41H48V42H46ZM66 41V42H65ZM85 41H87V43H85ZM92 41V42H91ZM100 41V40H99ZM112 41H114L113 40V38H112V40H111V43H112ZM124 41H125V38H124ZM188 41L190 42V43H188ZM225 41V42H224ZM26 42V43H25ZM31 42V43H30ZM33 42H34V44H33ZM52 44H51V43ZM55 42V43H54ZM57 42V43H56ZM60 42V43H59ZM95 42V43H94ZM134 42V41H133ZM173 42V43H174ZM185 42H186V44H185ZM192 42H194L193 44H192ZM261 42V43H260ZM29 43V44H28ZM91 43V44H90ZM94 43V44H93ZM127 43V42H126ZM128 43H131V40L130 41H128ZM261 45H260V44ZM31 45V46H29L28 47V45ZM57 44H63V45H65L63 48H64V50H63V48L62 49H58V48H56V46H57ZM87 44H89V45H87ZM93 44V45H92ZM145 44H147V43H145ZM185 44V45H184ZM200 44V45H199ZM242 44H244V46L242 45ZM246 44V45H245ZM248 44V45H247ZM252 46H251V45ZM66 45H68V46H66ZM91 45V46H90ZM135 45H137V43H135ZM190 45V46H189ZM237 45H239V46H237ZM2 46L4 47V48H2ZM80 46V47H79ZM88 46V47H87ZM90 46V47H89ZM145 46V45H144ZM182 46V47H181ZM194 46V47H193ZM202 46H203V49H201L202 48ZM204 46H207L206 48L204 47ZM219 46V47H218ZM245 46H246V48H245ZM250 46V47H249ZM82 47V48H81ZM173 47V48H172ZM175 47V48H174ZM200 47V49H199V52H198V48ZM241 47V48H240ZM178 48V49H177ZM181 48V49H180ZM184 48V49H183ZM189 48V49H188ZM197 48V49H196ZM209 48V49H208ZM222 51H220L219 49ZM223 48H224V50H223ZM246 50H245V49ZM5 49H10V50H8V51H6ZM48 49V50H47ZM133 49H135V48H133ZM140 49L141 48H139V51H140ZM170 49V50H169ZM177 49V50H176ZM180 49V50H179ZM193 49V50H192ZM211 49V50H210ZM28 50H30V51H28ZM49 50H50V52H49ZM142 50H144V49H141V51ZM156 50H154V51H156ZM167 50V51H166ZM175 50V51H174ZM183 50V51H182ZM190 50V51H189ZM201 50H202V52H201ZM204 50V51H203ZM206 50H210L209 52H211L212 54H214V55H212L211 53V55H212V59H211V57H209V58H207L208 56H211L209 53L208 54H206ZM263 50V51H262ZM135 51V50H134ZM140 51V52H141ZM145 51H147L146 49H145ZM145 51H142V52H145ZM187 51H188V53H187ZM193 51V52H192ZM196 51V55H194V52ZM207 51V52H208ZM227 52H229L227 55H231L230 57L231 58H229L227 55H226V53ZM243 51H244V53H246V54H243ZM160 52V53H159ZM173 52V53H172ZM204 52V54H202V56H204L205 54L206 55H208L207 57H206V55H205V57H202L201 56V53H203ZM56 53V54H55ZM151 53H154V54H151ZM179 53H181V54H179ZM184 53H186V54H183ZM190 53H193L192 55H194V56H191L190 55ZM198 53H200L199 54V57H198ZM223 54L224 56H226V58H221V57H224L223 55L221 56V54ZM235 53V54H234ZM238 53H241V54H238ZM249 53H250V55H249ZM29 54V55H28ZM127 54H128V57L131 55L129 52H126L125 54H124V56L126 57V60L128 61V59L130 58H128L127 57ZM139 54V53H138ZM152 55V56H150V55ZM232 54H234L236 57H234V58H232ZM243 54V55H242ZM258 54V55H257ZM45 55V56H46ZM51 55V56H50ZM139 55H141V54H139ZM169 55L171 56V59L170 58H168L169 57ZM176 55V57L175 58H177V57H185V59H183L182 60V62L184 61V60H186L187 59V61H184V64L183 63H181V62H178V60L180 61L181 59L180 58H178V60L177 59H174V56ZM178 55V56H177ZM180 55H182V56H180ZM246 57H245V56ZM260 55V56H259ZM46 56V57H47ZM124 56H123V58H124ZM167 56V57H166ZM190 56V57H189ZM197 56V57H196ZM219 56H221V57H219ZM248 56V57H247ZM253 56V57H252ZM256 56H258V57H256ZM186 57H188V58H191L192 60H193V58L195 59V60H189L188 58H186ZM193 57V58H192ZM201 57V58H200ZM215 57H218V59L217 58H215ZM244 57H245V59H244ZM128 58V59H127ZM172 58H173V60H172ZM229 58V59H228ZM236 58V59H235ZM239 58H241V59H239ZM243 58V59H242ZM253 58V59H252ZM166 59V60H165ZM169 59V60H168ZM196 59H198L197 61H196ZM200 59H202L201 61H203V62H201L200 61ZM203 59H205V60H203ZM209 61H208V60ZM215 59V60H214ZM217 59V60H216ZM34 60V59H33ZM175 60H176V65H175V63H173V61L175 62ZM190 61V63H189V61ZM213 60V61H212ZM31 61V60H30ZM29 61V62H30ZM86 61H88V62H86ZM165 61V62H164ZM204 61H205V63H204ZM208 61V62H207ZM229 61V62H228ZM237 61L239 62L238 63V65L240 66V68H242V69H240L239 68V66L237 65ZM42 62H44V64L43 65H48L49 66V69H48V71H52V72H54L55 70H54V68L52 69V67H51V61H42ZM50 62V63H49ZM90 62V63H89ZM169 62H171V63H173V65L171 66L170 64L171 63H169ZM178 62V63H177ZM193 62V67H192V65H191V63ZM227 62V63H226ZM234 62H236V63H234ZM53 63V62H52ZM89 63V64H88ZM166 63V64H165ZM181 63V64H180ZM195 63V64H194ZM198 63V64H197ZM26 64H28V65H26ZM33 64V65H32ZM86 64V65H85ZM181 66L182 65V67H183V65H185V67L186 68H182V67H179V69L178 68H175V66L176 67H178L179 65ZM189 64V65H188ZM217 64V65H216ZM225 64V65H224ZM228 64V65H227ZM234 66H233V65ZM241 64V65H240ZM32 67H31V66ZM73 65V66H72ZM92 65V66H91ZM178 65V66H177ZM190 65H191V67H190ZM196 65V66H195ZM210 65V66H209ZM227 65V66H226ZM232 67V68H235V69H233V70H236L235 72H232V74H231V71H229L228 72V67H230V66ZM243 65V67H241ZM257 65V66H256ZM28 66V67H27ZM163 66V67H162ZM224 67V69H221L220 71H219V69H218V67H220V68H222V67ZM34 67V68H33ZM85 67V68H84ZM162 67V68H161ZM173 69H175V71L173 70V71H171L172 70V68ZM212 67H216V69L218 70H216L217 71V75L218 74H220V75H215L216 74V71H213V70H215V69H213ZM237 67V68H236ZM248 68V70H247V68ZM124 68V67H123ZM169 68H171L170 69V71H168L169 70ZM181 68V69H180ZM208 68V69H207ZM209 68H210V70H209ZM212 68V69H211ZM256 68V69H255ZM86 69V70H85ZM198 69H200L199 71H198ZM240 69V70H239ZM246 69V70H245ZM124 70V72L126 73V69L124 68L123 69ZM207 70V71H206ZM224 70H226V71H224ZM232 70V71H233ZM242 70H244L245 71V73L242 71ZM128 71V70H127ZM197 71V72H196ZM205 71L207 72V73H205ZM209 71H212V73L215 75V76H213V74L211 73V72H209ZM241 72V75H239L240 74V72ZM251 71V72H250ZM256 71V72H255ZM75 72V73H74ZM80 72V73H79ZM195 72V73H194ZM215 72V73H214ZM220 72H222V75H221V73ZM227 72V73H226ZM166 73V74H165ZM179 73V74H178ZM205 73V74H204ZM211 73V74H210ZM236 73V74H235ZM243 73V74H242ZM79 74V75H78ZM93 74V75H92ZM183 74V75H182ZM201 74V75H202ZM239 76H238V75ZM251 74V75H250ZM4 75L6 76V77H4ZM37 75H39V77H37ZM181 75V76H180ZM224 75H228V76H225V78L223 77ZM232 75V76H231ZM236 75V76H235ZM254 75V76H253ZM48 76V75H47ZM94 76V77H93ZM212 76H213V78H212ZM230 76V77H229ZM236 78H235V77ZM244 76V77H243ZM250 76V77H249ZM23 77V78H22ZM172 77V78H171ZM209 77H211V78H209ZM214 77H215V79H214ZM219 79H218V78ZM224 78V79H222L221 80V78ZM229 77V78H228ZM232 77V78H231ZM243 77V78H242ZM2 78H3V80L5 81V78H6V82H4L3 80H2ZM25 78H28V79H25ZM34 78V79H33ZM37 78H38V80H37ZM75 78V79H76ZM158 78V77H157ZM170 78H171V80H170ZM205 78V79H204ZM207 78V79H206ZM209 78V79H208ZM235 78V79H234ZM211 79V80H210ZM213 79V80H212ZM239 79V80H238ZM247 79V80H246ZM157 80V79H156ZM208 80H209V82H208ZM221 80V82H219ZM228 80V81H227ZM234 80V81H233ZM9 83H8V82ZM28 81V82H27ZM32 81V82H31ZM203 81V82H202ZM239 81V82H238ZM25 82V83H24ZM86 82V83H85ZM202 82V83H201ZM217 82H219V83H221V84H219V83H217ZM241 82H245L244 83V85L241 83ZM247 82V83H246ZM209 83V84H208ZM233 83H234V87L232 88V86H233ZM240 83V84H239ZM5 84V85H4ZM23 84V85H22ZM90 84V85H89ZM201 84H202V86H201ZM208 86H207V85ZM215 85L214 87H213V85ZM232 84V85H231ZM239 84V85H238ZM3 85V86H2ZM7 85V86H6ZM165 85V86H164ZM167 85V86H166ZM187 85H188V83H187ZM187 85H186V83H184V86H185V88L187 87ZM203 85H204V87H203ZM219 87H218V86ZM236 85V86H235ZM241 85V86H240ZM4 86H6V88L4 87ZM11 86V87H10ZM22 86H23V88H22ZM24 86H26V87H24ZM27 86L29 87V89H26L27 88ZM211 86V87H210ZM222 86V87H221ZM237 86H238V88H240V87H242V88H240L241 90H239L238 91V88H237ZM251 86H252V88H251ZM258 86H260L259 87V89H258ZM9 87V88H8ZM21 87V88H20ZM200 87H202V88H200ZM253 87H254V89L256 90H254L253 89ZM5 88V89H4ZM32 88V89H31ZM84 88H86V87H84L83 86V89ZM191 88V87H190ZM193 88H195V90H193ZM209 88L212 90V91H210L209 90ZM235 88V89H234ZM236 88H237V90H236ZM25 89H26V91H25ZM80 89V90H79ZM201 89H204L203 91L204 92H208V93H211V94H208V93H204ZM207 89V90H206ZM215 91H214V90ZM252 89V90H251ZM257 89L259 90V93H262V95H260V97H258L257 98V95H256V99H257V101H253L254 99H255V95H254V99L252 98V94H253V92H254V94H257L256 92H257ZM260 89H262L261 91H260ZM86 91H88L87 90V88L85 89ZM143 90V91H142ZM206 90V91H205ZM216 90H218V91H216ZM221 90V91H220ZM225 91V93H224V91ZM249 90H250V93L251 94H249ZM9 91H11L10 92V94H9ZM15 91V92H14ZM30 91V92H29ZM32 91V92H31ZM81 91V92H80ZM91 91V90H90ZM185 91H186V93L187 94H185ZM191 91V92H190ZM194 91V93L197 91V92H199V91H201V97L200 96H197V94L198 93H196V95L194 94V93H192ZM217 92V93H214V92ZM13 92V93H12ZM27 93V95H26V93ZM80 92V93H79ZM139 92V93H138ZM156 92V93H155ZM190 92V93H189ZM233 92V93H232ZM11 93L12 94H18L17 96H18V100H20V102L17 100L16 101V99H11V97H13L12 95H11ZM39 93V92H38ZM37 93V94H38ZM78 93V94H77ZM83 93H87V92H83ZM101 93V94H100ZM155 93V94H154ZM214 95H213V94ZM239 93V94H238ZM72 94V93H71ZM94 94V95H93ZM154 94V95H153ZM200 94H198V95H200ZM217 94V95H216ZM219 94V95H218ZM226 94V95H225ZM25 97H24V96ZM87 95L89 96V94L87 93ZM85 96L84 95V97L85 98H87L88 96ZM102 95V96H101ZM185 95H187V97H193V98H195V96H196V100H198V101H196L195 99V102L196 103H198V104H196L195 102H194V100H192L193 98H191L190 97V99L193 101H191L190 100V102L188 103L189 104V107H188V104H187V106L185 105V103H183V101H185V99L187 98ZM190 95V96H189ZM208 95H210V96H208ZM249 97H248V96ZM252 95V96H251ZM8 96H10V97H8ZM16 95L14 96V97H17ZM78 96V97H77ZM152 96H154V98L152 97ZM206 96V97H205ZM219 96V97H218ZM230 96V97H229ZM235 96V97H234ZM237 96V97H236ZM244 96H246V97H244ZM258 96H259V94H258ZM13 97V98H14ZM27 97V98H26ZM30 97V98H29ZM39 97V96H38ZM76 97L77 98H79L80 99V101H79V104L77 105V101L79 100V99H76ZM99 97V98H98ZM150 97V98H149ZM157 99H156V98ZM184 97H186V98H184ZM203 97V98H202ZM239 97V98H238ZM243 97H244V99H243ZM251 97V98H250ZM8 98H10L11 99V101H12V104H11V102H9L10 101V99H8ZM98 98V99H97ZM134 98V97H133ZM151 98H153V99H151ZM213 98H215V99H213ZM253 101V102H251V100ZM72 99H73V101H72ZM135 99V98H134ZM134 99H132V104L134 103L135 104V102H136V105L138 104V105H140L139 103H137V101L138 102H140L139 101V99L137 100V101H135ZM183 101H182V100ZM206 99V100H205ZM210 99V100H209ZM246 99H248V100H250V102L249 101H247ZM8 100V101H7ZM15 100V101H14ZM60 101L62 100L63 101V105L65 106V107H67V104H68V102H66V100H65V97L64 98H60L59 99ZM77 100V101H76ZM135 102H134V101ZM202 102H201V101ZM219 100V101H218ZM221 100V101H220ZM226 100H229L228 102H226ZM13 101H14V103H13ZM23 101V102H22ZM99 101V102H98ZM182 101V102H181ZM200 101V102H199ZM208 101V102H207ZM218 101V102H217ZM238 101V102H237ZM259 101H261V102H259ZM16 102V103H15ZM17 102H19V104L17 103ZM29 102H31V103H29ZM84 102H82L83 104H84ZM97 102H98V104H97ZM102 102H104L103 104H102ZM222 102H224V106H221L222 104ZM227 104H226V103ZM6 103V104H7ZM69 103V104H70ZM81 103V104H82ZM88 103V104H87ZM181 103V104H180ZM217 103V104H216ZM242 103H244V105H241ZM245 103H247V104H245ZM251 103V106L249 105ZM252 103H253V105L255 104V106H253L255 109H253V107H252ZM5 104V105H6ZM17 104V105H16ZM69 104H68V106H69ZM97 104V105H96ZM108 105H110L111 103L110 102H108L107 103ZM180 104V105H179ZM192 104H194L193 106H192ZM203 104H205V105H203ZM27 105V106H26ZM99 105V106H98ZM184 105V106H183ZM201 105V106H200ZM241 105V106H240ZM246 105V109H244L245 106ZM247 105H249V106H247ZM256 105H258V106H256ZM7 106H8V104H7ZM13 106H14V109H13ZM18 108H17V107ZM31 107V109L30 108H28V107ZM93 106H95V108L93 107ZM185 106H186V108H185ZM196 106H198L197 108H196ZM210 107H211V105H209ZM208 106V107H209ZM238 106V107H237ZM20 107H21V109H20ZM35 107V106H34ZM69 107V108H70ZM244 107V108H243ZM251 107V108H250ZM263 107V106H262ZM8 108H9V106H8ZM10 108V109H11ZM46 108H48L49 109V107H46ZM88 108V109H87ZM94 110H93V109ZM194 108V109H193ZM241 108H243V109H241ZM249 108V109H248ZM17 109V110H16ZM192 109V110H191ZM198 109V111H199V114H198V111H196ZM228 109V110H227ZM241 109V110H240ZM16 110V111H15ZM24 111V112H18V111ZM45 110H47V109H45ZM90 110V111H89ZM224 110H225V112H224ZM227 110V111H226ZM240 110V112H238ZM14 111V112H13ZM30 111V112H29ZM85 111V112H84ZM7 112V113H6ZM15 112H17V113H15ZM91 112V113H90ZM93 112V113H92ZM194 112H195V114H194ZM237 114H239L240 113V115H236V116H238V117H235V116H233L235 113ZM1 113H3V114H5V115H2ZM30 113V114H29ZM47 117L49 118V115H55V113H56V111H54L53 109H49L48 111H47ZM52 113H54V114H52ZM250 113V114H249ZM14 114H15V116H14ZM18 114V115H17ZM20 114V115H19ZM23 114V115H22ZM25 114H27L26 116H25ZM221 114H223V115H221ZM225 114V115H224ZM233 114V115H232ZM8 115L11 117H8ZM44 116H46V114H43ZM66 115H68V114H66ZM73 115H76L75 114V112L73 113ZM73 115H70V121H72V124H73V121L74 120H72V118L74 117ZM2 116V117H1ZM14 116V117H13ZM28 116V117H27ZM31 116V119L29 118ZM50 116V117H51ZM56 116H57V113H56ZM55 116V117H56ZM231 116H233V117H231ZM18 117V118H17ZM54 117V116H53ZM95 117H96V119H95ZM199 117V118H198ZM235 117V118H234ZM262 117V116H261ZM9 120H8V119ZM14 118H16L17 120H15ZM27 118V119H26ZM186 120V121H183L184 119ZM219 118V119H218ZM254 118V119H253ZM261 119V120H256V119ZM12 119V120H11ZM19 119V120H18ZM55 119V118H54ZM218 119V120H217ZM221 119H223V120H221ZM232 119V120H231ZM245 119L247 120L246 122H245ZM253 119V120H252ZM28 120H30V122L28 121ZM31 120H32V122H34L35 124H37V123H39V121H40V130H38V128H36V129H34L33 128V125H31V124H34V123H32L31 122ZM215 120H217L218 122L216 123L215 122ZM223 121V122H221V121ZM234 120V121H233ZM241 120H244V122L243 123H241L240 121ZM14 121H16L15 123H16V125H15V123L13 124V122ZM19 121V122H18ZM187 121H189V123L187 122ZM201 121V120H200ZM199 121V122H200ZM214 121V122H213ZM228 121H231V122H228ZM232 121H233V123H232ZM253 121V122H252ZM254 121H260L261 123H259V124H257L256 122H254ZM8 122H10V123H8ZM19 124H18V123ZM24 122V123H23ZM81 122L83 123L84 122V120H81ZM81 122H79V125H81L80 123ZM99 122V123H98ZM185 122V123H184ZM187 122V123H186ZM213 122V123H212ZM191 123H193V124H191ZM209 123V124H210ZM222 123L224 124V125H222ZM253 123V124H252ZM9 124V125H8ZM12 124V125H11ZM26 124H28V125H26ZM38 124V125H39ZM55 124H57V122L55 121ZM196 124H198V121H197V123ZM208 124V125H209ZM227 124V125H226ZM255 124V125H254ZM17 125H18V127H17ZM20 125V126H19ZM29 125H30V127H29ZM45 125V127L47 128H45V127H43ZM226 125V126H225ZM251 125V126H250ZM254 125V126H253ZM10 126V127H9ZM31 126H32V128H31ZM190 126V127H189ZM192 126V127H191ZM212 126V127H211ZM230 126V127H229ZM249 126V127H248ZM253 126V127H252ZM261 126V127H260ZM11 127H14V128H12L13 129V131H12V129H10ZM19 127H20V129H19ZM97 127V128H96ZM225 127V128H224ZM228 127V128H227ZM235 127V128H234ZM245 127V128H244ZM251 127V128H250ZM9 128V129H8ZM190 128V129H189ZM191 128H194L192 131H191ZM21 129H22V131H21ZM215 129V130H214ZM217 129V130H216ZM245 129H247V131L245 130ZM258 129V131H256ZM263 129V130H262ZM11 130V131H10ZM212 130H214V131H212ZM260 130V131H259ZM10 131V132H9ZM36 131H37V133H36ZM216 131V132H215ZM222 131V132H221ZM224 131V132H223ZM251 131V132H250ZM4 132H6L7 134H5ZM12 132V133H11ZM194 132V133H193ZM213 132H215L216 134L214 135V133ZM220 132V133H219ZM232 132V133H231ZM234 132V133H233ZM245 132V133H244ZM249 132V133H248ZM263 132V133H262ZM3 133V134H2ZM10 133V134H9ZM36 133V134H35ZM222 133H224L223 135H225L226 136V134L228 135V136H226L225 138H223L222 136ZM226 133V134H225ZM231 133V134H230ZM252 133V134H251ZM254 133V134H253ZM258 133V134H257ZM19 134H18V136L16 137L15 136V142L13 141V143H15V145L17 144V142L18 141H20V138L22 139V136L20 135L19 136ZM208 134V135H207ZM220 134V135H219ZM230 134V135H229ZM250 134L252 135L251 136V139L249 140H247V138H249L250 137ZM221 136V139H220V137L219 136ZM232 135V136H231ZM236 135V136H235ZM246 135V136H245ZM248 135H249V137H248ZM55 136V135H54ZM244 136V137H243ZM255 136V137H254ZM261 136V137H260ZM18 137H19V139H18ZM56 137V136H55ZM192 137V138H191ZM200 137V136H199ZM202 137V136H201ZM205 137V138H206ZM240 137V138H239ZM261 138L259 141L257 140V138ZM4 138V139H5ZM16 138H17V140H16ZM45 138V137H44ZM214 138H216V139H214ZM231 138H232V140H231ZM244 138V139H243ZM12 139H13V137H12ZM219 139V141H216V140H218ZM255 139V140H254ZM8 140V139H7ZM56 140H60V139H57L56 138ZM61 140H62V138H61ZM242 140H244V141H246L247 140V142H248V145H246L247 144V142H244L243 141V143H242ZM69 141H71V140H69ZM215 143H217V144H213L214 142ZM222 141H224V142H226V143H229L230 145H225ZM229 141V142H228ZM249 141H255L254 143L253 142H250V144H249ZM213 142V143H212ZM231 142V143H230ZM238 142V143H237ZM239 142L240 143H242V144H244V145H242V144H240L239 145ZM258 142V143H257ZM233 143H234V146H233ZM224 144V145H223ZM219 146V147H220ZM228 148H227V147ZM234 148H233V147ZM238 146H240L241 147V149H240V147H238ZM244 146H245V148H244ZM247 146V147H246ZM251 146V147H250ZM64 147L65 146H61V149L63 150L64 149ZM223 147H225V148H223ZM261 147H263L262 149H261ZM223 148V149H222ZM227 148V149H226ZM243 148L244 149H246V150H243ZM248 148V149H247ZM229 149H231V150H235L233 153H235V152H237V153H235V154H233L232 153V151H230ZM226 150V151H225ZM237 150V151H236ZM239 150L240 151H242V153H240V155L241 156H238V159H237V163L239 162V164H235L236 165V167H235V165L232 163V160L233 159H235L236 157H237V154H239ZM252 150V151H251ZM260 150V151H259ZM45 152H44V154H48L49 152H46V150H44ZM225 151V152H224ZM227 151H229L230 153H231V155H229L228 153H227ZM249 151V152H248ZM53 153H54V150H53ZM195 153V154H194ZM203 153V154H202ZM258 153V154H257ZM5 154H7L8 156L10 155V154H8V153H5ZM5 154H3V152H1V154H0V162L3 164H6V161L8 160L9 162H7V166H5V165H2V164H0V201L1 202H6V203H8L9 202V196H11V197H14V199L15 200H11L10 201V203L13 205V207H12V210H14L15 208H17V207H21L20 205L21 204H23V203H21V202H23V201H25L24 199H26L25 197H26V194L29 192H27V190H28V188H30V187H32V188H36V185L38 184V180H40V178H38V179H35L34 177H38V174H33L32 172H31V170L29 171V169H23V167H22V164H20V162L18 161V160H13L10 156L8 157L7 155L6 156H4V157H2L3 155H5ZM191 156H190V155ZM192 154H194L193 156H192ZM257 154V155H256ZM263 154V155H262ZM2 155V156H1ZM196 155V156H195ZM222 155H228L227 156V158L225 157V156H223L222 157ZM233 155L234 156H236V157H234V158H232L233 157ZM243 155V156H242ZM251 155V156H250ZM260 155V156H259ZM201 156H203L202 158H201ZM245 156L247 157V161H245ZM248 156H249V159H248ZM254 156H256V157H254ZM2 157V158H1ZM8 157V158H7ZM241 157V158H240ZM244 157V158H243ZM251 157V158H250ZM253 157V158H252ZM261 157H263V158H261ZM207 158V159H206ZM226 158V159H225ZM229 158H231V159H229ZM255 158V159H254ZM257 158H259V159H257ZM2 159H4V161L2 160ZM12 159V160H11ZM200 160L201 162L199 163V161H197V160ZM220 159V160H219ZM221 159H222V161H221ZM257 159V160H256ZM2 160V161H1ZM11 160V161H10ZM195 160V161H194ZM208 160V161H207ZM224 160V161H223ZM225 160H230V162L234 165H232V164H230V162L228 161H225ZM244 160V161H243ZM13 161H14V163H13ZM191 161H193V162H191ZM197 161V162H196ZM255 161V162H254ZM257 161V162H256ZM11 162V164H9ZM18 162V164H19V166H18V164H16ZM203 162V163H202ZM220 162H222V163H220ZM233 162H234V160H233ZM235 162H236V159H235ZM240 162H243V163H240ZM245 162V163H244ZM205 163H207V164H205ZM229 163V165H227ZM208 164H209V166H208ZM2 165V166H1ZM203 165V166H202ZM209 167H207V166ZM220 165V166H219ZM224 165H227V166H224ZM197 166H200V168L199 167H197ZM224 167L222 170L220 169V167ZM229 166L233 169V171L231 170V168H229ZM240 166V167H239ZM19 167V168H18ZM22 167V168H21ZM225 167H226V169H225ZM18 168V169H17ZM229 168V169H228ZM16 169V170H15ZM23 169V170H22ZM212 169H213V172H212ZM214 169H216L215 171H214ZM225 169V171H223ZM11 170H13L12 172H11V174L10 173H8V171H11ZM19 170V171H18ZM29 172H28V171ZM69 170L70 171H72V169H68V171H66V173H68L69 172ZM219 170H221L220 172H219ZM233 172L234 173V171L235 172H237V173H235L234 175H230L229 174V172ZM231 170V171H230ZM237 170V171H236ZM239 170V171H238ZM243 170V171H242ZM15 171H16V173H15ZM22 171V172H21ZM26 171H27V173H26ZM217 171V172H216ZM227 171V172H226ZM57 172V170L55 171V170H53V172L51 171V174L52 175H55V174H57L56 173ZM216 172V173H215ZM245 172H246V174H245ZM14 173H15V175H17V176H15L14 175ZM23 174L22 176H23V178H22V176H18V174ZM28 173H30V174H32L33 175V179H35L34 180V185H31L32 183H28L29 184V186L27 185V183H21V182H23V180H24V177H26L27 175H28ZM53 173H55V174H53ZM232 173V174H233ZM26 174V176H24ZM219 174V175H218ZM221 174V175H220ZM230 175V176H228V175ZM35 175V176H34ZM202 175V176H201ZM226 177H225V176ZM257 175V176H256ZM225 178H224V177ZM260 176V177H259ZM200 177V178H199ZM231 177V178H230ZM20 178H22L21 180H20ZM257 178H261L260 180H258V182L256 181L257 180ZM233 179V180H232ZM37 180V181H36ZM203 180V181H202ZM253 182H252V181ZM18 181V182H17ZM41 181V180H40ZM39 181V182H40ZM116 182V185L118 186V189H123V188H128L130 185H128L127 184V186L124 184V183H122V182H120V181H118L117 179H115L114 180V183ZM198 182V183H199ZM237 182V183H236ZM248 182V183H247ZM18 183V184H17ZM223 185H222V184ZM229 183V184H228ZM250 183H251V185L252 186H254V188H255V190H254V188L252 189L253 191H250V189L248 188V190L246 189V191H245V188L244 187H246V186H244L245 184L247 185V187H249L250 186ZM253 183V184H252ZM23 184H26V185H23ZM36 184V185H35ZM210 184H211V187H210ZM224 184H226L225 186H224ZM256 184V185H255ZM6 187V189H5V187ZM18 186V187H17ZM204 186V187H203ZM205 186H208V187H205ZM224 186V187H223ZM228 186V187H227ZM255 186H257V188L255 187ZM210 187V188H209ZM216 187V188H215ZM221 187H223L222 189H221ZM246 187V188H247ZM25 188H27V190H25ZM32 188H30V189H32ZM205 188H208V190L210 191H208V193L209 194H207V192H205V191H202V189H205ZM250 188H252V187H250ZM3 189V190H2ZM9 189V190H8ZM146 190H147V188H145ZM219 190V189H221V190H223V192L221 191V190H219V191H217V190ZM206 190V189H205ZM256 190H258V191H256ZM24 191L26 192V193H24ZM237 191V192H236ZM239 191V192H238ZM257 193H256V192ZM39 192V191H38ZM44 192V191H43ZM205 192V193H204ZM214 192V193H213ZM234 192V193H233ZM247 192H249V194L247 193ZM256 193L254 196L255 197H253V193ZM18 193H19V195H21V197H19L18 196ZM21 193V194H20ZM40 193V192H39ZM227 193V194H226ZM224 194V195H223ZM261 194V195H260ZM41 195L42 194H40L39 196L41 197ZM150 195V192L147 190V191H145V192H142V193H140V194H138V195H135L134 197H133V200H139V202L141 201H143L142 203H149L150 202V197H148ZM207 195H209V196H207ZM239 195V196H238ZM241 195V196H240ZM139 196V197H138ZM243 196V197H242ZM258 196V197H257ZM40 197H37V198H40ZM142 197V198H141ZM148 197V198H147ZM209 197V198H208ZM223 197V198H222ZM225 198V200H223ZM19 199V200H18ZM41 200H43L42 198H40ZM40 199H38V200H40ZM143 199V200H142ZM222 199V200H221ZM242 199V202H240V200ZM243 199H245V200H243ZM251 199H252V201H251ZM256 199V200H255ZM8 200V201H7ZM16 200H17V203H16ZM133 200L131 201V202H133ZM197 200V201H196ZM216 200V201H215ZM233 200V201H232ZM14 201V202H13ZM193 201V202H192ZM209 201V202H208ZM245 201V204L243 203ZM255 201V202H254ZM45 202V200L44 201H42V203L41 204H45L44 203ZM195 202V203H194ZM197 202V203H196ZM231 202V203H230ZM239 202V203H238ZM5 203V204H6ZM193 203V204H192ZM211 203V204H210ZM243 204V206L247 209V213L245 212V214H244V216H243V218L244 219H246V220H244V219H242V225L240 226V227H238V229H236V231H237V234L238 235H236L235 234V231H232L231 232V234L230 235H228L226 232L224 233V231L226 230V228L228 227V221H229V215L230 214H232L231 212H232V210L235 208V206L237 207L239 204ZM254 203H255V205H254ZM17 205V207H16V205ZM218 204V205H217ZM238 204V205H237ZM249 204V205H248ZM259 206H258V205ZM230 205H231V207H230ZM257 205V206H256ZM38 206H40V204H38L37 205V207ZM229 206V207H228ZM247 206L250 208H247ZM251 206V207H250ZM41 207V206H40ZM226 207V208H225ZM194 208H196V207H194ZM255 208H256V210H255ZM262 208V209H261ZM226 209H228V210H226ZM230 209V210H229ZM262 211H261V210ZM252 210H253V212H252ZM257 212H255V211ZM259 210V211H258ZM191 211V212H190ZM248 211H249V213H248ZM261 211V212H260ZM1 210H0V222L1 221H3V223H0V227L2 226V228H6V225L8 226V227H10V225L11 224H13V225H15L16 223H17V221L15 222V220H12V222L11 221H9L5 216H3L2 217V214H1ZM225 212H226V214H225ZM228 212V213H227ZM188 213H190V214H188ZM251 213V214H250ZM261 213V214H260ZM158 215H159V213H157ZM155 215V216H153V217H151V218H149V220H148V225H154L155 223L154 222H157L158 220H165L166 221V218H163L162 216H158V215ZM220 214H221V216H220ZM254 214V215H253ZM147 215V214H146ZM246 215V216H245ZM257 215V216H256ZM16 215H14L13 216V218H16L15 217ZM70 215H67V216H65L66 217V219L64 218V222H67V220H69V217ZM231 216V215H230ZM249 218H248V217ZM4 217H5V219H4ZM221 217V218H220ZM251 217V218H250ZM259 217H261V218H259ZM102 218V219H101ZM154 218V219H153ZM163 218V219H162ZM247 218H248V220H247ZM152 219V220H151ZM171 219V218H170ZM227 219H228V221H227ZM98 220H103L102 221V226H101V224H99L97 221ZM249 220H250V223H249ZM256 220V221H255ZM154 221V222H153ZM223 221V222H222ZM245 221H247V222H245ZM9 223H11V224H9ZM150 223V224H149ZM253 223H255V224H253ZM3 224V225H2ZM99 226H98V225ZM226 224H227V226H226ZM247 224H248V226H247ZM263 224V225H262ZM64 225H65V223H64ZM110 225V226H109ZM253 225H254V227H253ZM256 225V226H255ZM262 225V226H261ZM15 226H17V224L15 225ZM98 226V228H96ZM222 227V228H221ZM224 227H226V228H224ZM261 227V228H260ZM4 228V229H5ZM101 228V229H100ZM178 228V227H177ZM193 228V229H192ZM244 228L246 229V230H244ZM7 229V228H6ZM103 229V230H102ZM108 229L110 230V232H108V234L107 235H109V233L113 236L112 237V239H111V236L110 237H107V238H109V239H111L112 241L114 240L115 242H112V241H110L109 239H106V238H101V237H99V240L100 239H102L103 240V242H102V244H101V242H99L98 241V239H97V237L96 236H98V235H104L103 233H102V231H105V232H107L108 231ZM187 229V230H188ZM239 229H241V230H239ZM159 230H161V231H159ZM223 230V231H222ZM256 230V231H255ZM243 231V232H242ZM258 231V233H256ZM262 231V232H261ZM168 232V233H167ZM242 232V233H241ZM246 232V233H245ZM260 232V233H259ZM96 233H98V234H96ZM100 233V234H99ZM156 234V235H155ZM182 234H184V235H182ZM232 234H234V236H231ZM242 234H243V236H242ZM60 235H61V233H59V237H57V239H58V241L60 240L59 238H60ZM84 235V236H83ZM96 235V236H95ZM218 235H222L220 238H219V236ZM223 235H225V237L223 236ZM226 235H228V236H226ZM254 235V236H253ZM81 236H82V238H81ZM148 236V237H147ZM192 236V237H191ZM210 236V237H209ZM218 236V237H217ZM260 236V237H259ZM88 239H87V238ZM143 237H144V239H143ZM145 237H146V239H145ZM178 237V238H177ZM228 237V238H227ZM235 237V238H234ZM93 238H95V239H97V241L95 240V239H93ZM114 238V239H113ZM117 238H119L120 240H117ZM153 238H155V240H152ZM192 238V239H191ZM193 238H195L196 239V241H195V239H193ZM223 238H225L227 241V243L226 242H224L225 241V239L223 240ZM241 238H239V239H241ZM258 238H260V239H258ZM104 239H105V241H104ZM128 239V240H127ZM157 239V240H156ZM172 239H173V241H172ZM252 239H253V241H252ZM86 242H85V241ZM90 240V241H89ZM106 240H108V241H106ZM131 240H133V241H131ZM152 240V241H151ZM192 240V241H191ZM193 240H194V242H193ZM218 240H220V241H218ZM223 241V243L221 244V242ZM256 240V241H255ZM118 241V242H117ZM121 241V242H120ZM128 241V242H127ZM150 241V242H149ZM156 241V242H155ZM261 241V242H260ZM80 242H81V244H80ZM114 243V244H117V245H115V246H112L111 244L112 243ZM131 242V243H130ZM134 242H135V244H134ZM194 243V245H193V243ZM87 243H88V245H87ZM98 243V244H97ZM110 244V245H106V244ZM130 243V244H129ZM180 243H182V244H186L185 246H188V247H190L191 246V248H189V249H186L185 248V246L184 245H181ZM199 243H200V245H199ZM201 243H203V245H204V251L205 252H203V250L201 249ZM255 243V244H254ZM259 243V244H258ZM100 244V245H99ZM119 244H121L120 246L121 247H119ZM134 244V245H133ZM154 244H156V245H154ZM179 244V245H178ZM191 244V245H190ZM199 246H198V245ZM217 244H218V246H217ZM81 245V246H80ZM124 245V246H123ZM130 245V246H129ZM131 245H132V248H131ZM212 245V246H211ZM255 245V246H254ZM257 245V246H256ZM84 246H86V247H84ZM107 246V247H106ZM174 246V247H173ZM176 246V247H175ZM178 246V247H177ZM180 246V247H179ZM194 248H193V247ZM199 248H198V247ZM209 246H211V248L209 247ZM215 246H216V248H215ZM226 246V247H225ZM101 247V248H100ZM105 247V248H104ZM117 247V248H116ZM173 247V248H172ZM184 247V248H183ZM214 247V248H213ZM263 247V248H262ZM96 248V249H95ZM122 248H125V249H122ZM170 248H172V251L171 250H169ZM210 248V249H209ZM220 248V249H219ZM226 248V249H225ZM254 248V249H253ZM259 248V249H258ZM57 249V250H56ZM93 249H94V251H93ZM174 249V250H173ZM179 249V250H178ZM181 249V250H180ZM183 249H186V250H184V251H182ZM215 250V252H214V250ZM217 249V250H216ZM256 249V250H255ZM263 249V250H262ZM53 250V251H52ZM51 250V252H50V254L48 255V259L50 260V263L48 262L47 264H56V262H57V264H58V262H59V258H60V256H61V248H60V243H58L57 244V247H54L53 249ZM98 250V251H97ZM108 250V251H107ZM149 250V251H148ZM161 250H162V252H161ZM258 250V251H257ZM120 251V252H119ZM166 251V252H165ZM177 251V252H176ZM94 252H96L94 255H93V253ZM124 252H128V253H124ZM153 252V255L151 254ZM168 252V253H167ZM201 252H202V254H203V256H202V254H201ZM219 252V253H218ZM228 252V251H227ZM256 252V253H255ZM81 253V252H80ZM86 253V254H85ZM90 253H92L91 255H90ZM98 253H99V255H98ZM136 253V254H135ZM214 253H215V255H214ZM255 253V254H254ZM90 255V257L88 258V256ZM105 254H106V257H108L106 260L107 261H105L102 257H104L105 256ZM119 254H121L120 256H119ZM124 254H125V256H124ZM158 254V255H157ZM260 254V255H259ZM93 255V256H92ZM123 255V256H122ZM147 255V256H146ZM155 255V256H154ZM157 255V256H156ZM166 255V256H165ZM173 255V256H172ZM199 255H201V256H199ZM224 255V256H223ZM228 255V256H227ZM52 256V257H51ZM86 256H87V258H86ZM127 256H129V257H127ZM143 256H145L146 257V259H144L145 257H143ZM154 256V257H153ZM160 258H159V257ZM171 256V257H170ZM214 256V257H213ZM217 256V257H216ZM220 256V257H219ZM131 257V258H130ZM148 257V258H147ZM150 257H152L151 259H150ZM175 257V258H174ZM180 257V258H179ZM181 257H183V258H181ZM188 257V258H187ZM195 257L197 258V259H195ZM207 257V258H206ZM230 257H232V258H230ZM58 258V259H57ZM94 258V259H93ZM137 258H139V259H137ZM157 258H159V259H157ZM168 258V259H167ZM177 258V259H176ZM179 258V259H178ZM210 258V259H209ZM213 258V259H212ZM217 258V259H216ZM233 258H236V259H233ZM79 261H78V260ZM82 259V260H81ZM91 259H93V261L91 260ZM113 259V260H112ZM133 259V260H132ZM143 259V260H142ZM149 259V260H148ZM153 259H154V261H153ZM156 259V260H155ZM166 259V260H165ZM193 259V260H192ZM205 259H208V260H205ZM262 259H263V261H262ZM85 260H86V262H85ZM110 260V261H109ZM118 260H120V261H118ZM132 260V261H131ZM139 261V262H137V261ZM175 260V261H174ZM185 260V261H184ZM188 260H189V262H188ZM230 260V261H229ZM237 260V261H236ZM80 261H82V262H80ZM89 261H92V262H90L89 263ZM135 263H134V262ZM146 261V262H145ZM156 261V262H155ZM210 261V262H209ZM79 262V263H78ZM130 262V263H129ZM141 262V263H140ZM174 262H176V263H174ZM179 262V263H178ZM212 262V263H211ZM226 262V263H225ZM236 262V263H235ZM100 264V263H99Z\"/></svg>", "mask_w": 264, "mask_h": 264}]
</instances>
